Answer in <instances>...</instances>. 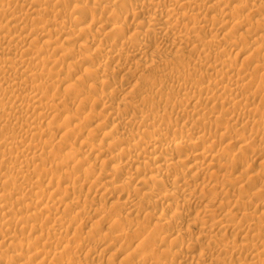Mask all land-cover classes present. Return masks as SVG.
Returning <instances> with one entry per match:
<instances>
[{
	"label": "rangeland",
	"instance_id": "obj_1",
	"mask_svg": "<svg viewBox=\"0 0 264 264\" xmlns=\"http://www.w3.org/2000/svg\"><path fill=\"white\" fill-rule=\"evenodd\" d=\"M4 1V3L5 4H3V5H5L3 8H6V9H10L11 11H12V9H13V11H15V13H16V15H18L19 17H20V15L23 17V19H25V21H27L26 23L24 22V21H22L23 19H22V17L20 18V19H22L21 21L22 22H24V24H27V25H33V24H38L39 22V24H38V26L40 25V26H43V25H46L45 27H47L48 26V24L50 23H54V24H56V26L55 27H60V25H59V23H60V21H64L65 19H66V21L68 20V23H69V27L67 28V29H64L65 31H67L66 33H65V31H63L64 33L63 34H59V35H56V36H54V35H52V36H49V39L51 38V37H54V38H51V40L53 39V41L54 40H56V42L59 44V45H61V46H64V48H68L69 47V51L68 50H66V51H64V52H66L67 54L70 52V54H68V57L66 58L65 56H64V59H63V61L62 62H60V56L64 53V52H62V53H59L58 55H59V59L56 57V56H58V55H56L57 53V51H54V49H53V51H52V49H48V51H46L45 53L46 54H48V55H45V54H42V56L41 57H48V56H50V57H53L54 59H56V60H58L59 62L58 63H56L55 65L54 64H50L49 66H51V67H55L56 65H58L57 67H53L56 71H58L60 74V76H58V77H56L57 79H59V80H61L64 76L63 75H65V73L66 74H72V73H74L75 72V70H73L75 67L73 66V64L75 63L74 61H80L79 63H80V67L82 68V70H81V72H80V76L79 75H77V76H79V77H81V79H79L80 81H82V80H84V81H82L83 83L81 84V82H78V84H76L77 85V88H79L80 90H82V91H84V89L86 88V90L85 91H88V92H86L85 94H83V96H84V98H86L87 99V97H86V94L88 93L89 95H90V98H89V95L87 94V96H88V101L87 100H84L83 99V96H82V92H80V90L79 89H77L76 88V90L74 91V93H75V96H74V93L72 92L71 93V95H69V96H71V97H68V95H66L67 94V91L64 89V87L62 86V85H60V87L58 88V90H56V88L54 89L52 86H48L49 87V89H46L48 92H49V90H50V92H49V94H47L46 92L47 91H45V96L48 98V95H52V93L54 94V92L56 93V91L57 92H59V94H58V96H60L63 100L65 99L66 100V102L67 103H69V100H71L70 101V103L69 104H66V102L64 103V104H66L68 107H67V109H64L63 108V106L61 107L60 105H59V110L60 109H62V114L64 115V117H65V115L66 116H70V115H76V118H78V121H77V131H75L74 133H75V136L74 135H71V137L68 135V137H66L65 139H67V138H71V140L70 139H67V140H65V139H63V137H60V135H58V136H53V138H55V139H53L52 138V136H50L51 137V140L49 139L50 137L48 136V137H44L43 138V141L42 142H44V141H51L52 142V148H53V152H54V149H55V147H57V148H61L60 150L59 149H55V152H59L58 154H59V159H58V157H55L54 155H57V153H52L53 154V157L54 158H57V159H55V161H57V162H62V161H64L65 159L64 158H62V156L64 157L65 156V158H66V152L68 153V150H71V148L74 150V149H76V148H79V147H81V146H79V145H82V144H80L81 143V141H82V143H84L83 145L85 146V144H87V143H89V144H87V146H89L90 148H95V147H91V146H97L96 144H98V142H101V141H103L102 140V135H103V132H104V130H111L112 132H114V137H115V139L116 138H121V137H125V138H129L128 140H126V143L123 145V147H125V148H128L129 147V145H130V147L133 145V143H134V138L136 137V138H142L141 139V142L143 143V146H147V145H149V141H151V136L153 135V132L155 133V132H157L156 131V129H154V127H153V125L151 126V125H149V126H145V125H143V124H141V123H138L139 122V120H141V119H143V118H145V117H150V118H154L155 120H156V122H157V125L159 126V127H161L162 128V133L164 134L163 136H164V140H163V142H164V144H167V143H170V142H172L174 139H176V138H179V137H181V135H182V137H184L187 141H189V140H198V141H200V142H202L203 144H205L206 146H208L212 151H214L216 154L218 153L219 155H218V157L219 158H216V159H218V160H220V161H218V160H214V161H212V162H210L209 160H208V162H210L211 163V165H209V172L211 173V175H208V177H206V178H198L196 181H193L192 179H190V177L188 178V179H185V180H183L182 182H181V184H185L186 186H190V187H194L193 185L196 183H199V184H208L209 186H211L212 184V186H214V187H212L211 189V191L209 190L210 188H209V186H208V188H207V192H206V189L205 190H202V191H204V193L201 191H199V190H197L196 192H198L197 193V195L196 196H191V195H188L186 192H184V191H178V193H176L175 194V197L173 196L171 199H169V200H165V199H163L162 197H160V196H163L162 194L163 193H165V191H167L168 189H172L173 188V185H172V183H170L171 181V179L173 178V176H175V173L176 172H171L170 174H166L165 173V171L164 170H159V169H155V165H153L152 163H154L153 162V160H152V158H153V152H155L154 150H153V152H148L147 150V153L146 152H143V150L140 152V149H139V151L138 152H135V154L134 153H132V154H130V155H128V153H126L125 151L123 152V151H119L120 150V146H119V143L117 142V140H115V139H106V143H108V149L106 148L105 150H103L102 152H105V153H103L104 155H101L102 153H100V154H98V156L96 155L95 156V154H92V155H87L86 156V158H84V156H80V158H82V160L84 161V159H85V164H86V167H85V165L83 164L82 166H78V167H81V168H78V167H71L70 165L68 166V167H66V166H64L65 168H63V170L62 169H56V170H54L55 168H50L51 166H50V163H48V162H50L51 161V163H54L55 161H53L54 159L52 158V154H51V152H49L50 151V149H52V148H49L48 149V151H47V156H46V153H45V155H43V156H45V159H44V157L42 156V159L45 161H48L46 164H47V168H48V170H47V168L45 169V167H44V171L46 170V172H48V173H50L49 174V176L48 177H51V175H53L54 177H57L58 176V174H59V176L61 175H65L66 173H64L66 170H68V171H66V172H68L67 174H70V171H71V174H73L74 172H77L79 169H81V171L79 170V172H77V174H79V175H77V174H75L78 178H76V180H75V182H74V184L72 183V184H70V188H72L73 190H72V192H75V194L76 195H78L79 194V196L81 197L80 198V200H78V202L76 203V204H74V202L72 201V199L71 198H69V199H67V203L69 202H71L72 201V203L74 204V206L72 205L71 207H68L67 206V208L68 209H66V207H65V211L63 210L64 209V207H62V208H60L58 211H61L60 213L61 214H59L58 213V211H57V213L59 214V216H61L62 217V214H63V219H62V221L65 223L68 219H70L69 221L71 222H69V221H67L66 223H69L70 225L69 226H72L73 224V228H71L70 229V233L69 234H67V237H68V239L66 240V241H64L65 239L64 238H67L66 236H63V238H61V237H58L59 239H58V242H57V239H55V240H53L52 239V241H54V242H51L50 243V245H48V247L47 246H43L42 247V243H36V252L38 251V252H40V251H46V252H48V250L50 251V249H51V251H57V250H60V249H62L63 250V247L65 248V247H68V245L66 244V243H68L69 242V246H73V247H75V246H80L79 248L77 247V249H76V252H74L75 251V249H73V250H67V252H69L68 254L72 257V260H71V262L73 263V264H77V262H75V261H79L78 262V264H81L80 263V261L83 259V263L84 264H86V262H88L89 264H133L134 262H135V264H141V261L143 260V258H144V260H146L145 258H148V260L150 259V261L152 262H148L149 264L151 263V264H155L156 262H157V264H218V262H219V264H221L222 262V264H242L243 262L244 263H248V264H250V262L252 263V260H251V256H249V252L247 253V252H245V255H244V253L242 252H240V248H241V246H242V244L244 243V244H251V242H253V245L254 246H257V245H259V246H257V247H261V249L262 248H264V246L262 247V246H260V245H262V243H261V241H260V243L259 242H255L254 243V241H255V236H256V239H257V237L259 238L260 237V239H261V237L264 235V227L261 225V222H262V224L264 223V135H260V134H258V135H254L255 134V128L254 129H252V128H244L243 129V127L241 126V122H239L240 124H238V123H235V121H232L229 117V110L232 108H234L235 109V111L237 112V113H241V111H242V113H244L243 115H245L246 116V118L247 119H249L250 121H257L258 122V120H259V118H261V116L264 118V114L263 115H261V112H264L263 111V109H261V112H260V108H263L264 107V92L263 91H261V90H264L262 87H264L263 85H259L260 84V82H261V84H264L263 82H264V80L262 81L261 80V78L263 77L264 78V50H262L261 49V52H260V50H256V48L255 47H257L258 45H259V47H258V49H260V46H261V48H263L264 49V46L262 47V45L264 44V30H262L261 29V32H260V26H258L260 23H261V21L260 20H263L264 21V0H236L235 2L233 1V0H230V1H228V2H226L225 0H222L221 2V6L219 5V7L217 8V9H215L216 11L214 12H206V13H204L205 15H204V24H207L208 23V25H210V23H211V25H218L219 23H220V21H222L223 23H222V25H219L218 26V28H219V32L217 31L216 32V30H214V31H210V30H207V28L205 29H202V28H197V32L196 33H198V34H200L201 36H202V39L203 40H205V43L206 42H209V41H206V40H211V39H218V40H221L222 41V43L223 44H221V43H215V44H210L209 45V43H207L209 46H211V47H208V45H207V47L208 48H206L205 47V49H207V51H205L208 55L211 53V51H212V53L210 54V56H212L213 55V53H215V52H221L222 53V56H224L225 58H228L229 57V59H231V61L236 65L235 67L236 68H240V70L239 71H242V70H245V72H243L242 71V73H243V75H241V72H240V75L241 76H243L244 78H245V80H247L246 82H248L249 83V81H250V78H252V80L254 81L255 79L254 78H258V77H260V79L259 80H256V82L258 83V85L256 84V82L254 81H252L251 80V82H253V84L252 85H254V84H256V85H254V86H250L249 87V90H248V88H247V90L245 89V90H242V93H244V95L245 96H251V95H249V94H253V92H254V94L253 95H256V99H255V97L253 98L254 99V101L255 102H253V99L250 101V102H252V103H250V106H248L249 108H253V109H256L257 107V109L259 110V114H257V115H254V114H247V111H244V110H248V107H245L246 106V104L244 105V104H242V103H240V102H236V104H234L233 103V101H231L230 100V102L228 101H222V99H219V96H218V92H217V90H216V93L214 92L215 90L213 89V88H210L209 89V93H207L206 92V90H204V92H201V93H199L200 94V96H199V102L197 101V103H195V102H193V103H190V104H184V102L182 103L181 101H179L180 100V98H181V92H180V90L178 89V84L179 85H185V86H195L194 84L196 83V86H206L207 84H210L209 82H211V86L210 85H208V86H210V87H212V84L214 83V82H216V79L219 81V82H224L223 84H227V81H226V78H223L222 77V79H219V78H221L220 76H218L217 78L214 76V75H212V71L211 70H209V68H207V67H209V64L210 65H215V64H217V62H215V60L213 59L214 57L212 56V59H211V57L210 58H207L208 57V55L206 56L204 53H202V52H196L194 49H192V44L190 43V42H186V43H183L182 45H176L175 46V44H173V41H172V38H170L169 36H166V38H165V42L163 41H160V39H159V33H155V35H152V36H150L149 38H148V40L149 41H147V43L146 44H148L147 45V48H145L146 50L144 51V52H142V53H139V54H136L134 57L132 56V55H130V52L127 50V48L125 49L126 50V52H129V54L127 53V56H129L128 57V59H126V58H120V59H123V60H119V62L117 63L116 61H114V60H108L106 57H105V51L103 50V49H107V48H111L110 46V44H112V45H114L113 47H115V48H113L114 50H117V49H120V48H122L121 46V42H123L122 40L124 39L125 40V38H126V36L128 37V35H130V33L129 32H127L128 30H132V28L134 27V26H136L137 25V19L138 18H140L141 19V17H142V15L144 16V17H146L147 15H149L150 14V10L149 9H147V7L146 6H144V8L146 9H144V8H140L139 6H141V1L142 0H105V4L107 3V7H105V6H102V7H105V8H101V7H99V6H95V3H93V2H95V0H71V2H66V3H62V4H59L56 0H49L48 2H46L45 3V5H41V6H39V4L40 3H42V2H39V4H38V1L35 3L36 4V6H37V9H36V11H34V12H32V11H27V6H28V4H25V3H27L26 2V0H11L10 2H7V1H9V0H3ZM17 1V2H16ZM143 1H148V2H152L153 1V4H155L156 2L158 3V4H160V5H164V4H167V2H168V0H166V1H164V0H143ZM201 1V2H200ZM215 1H217V0H199V2L200 3H202V2H204L205 3V5L206 6H208V5H211V4H213ZM262 1V2H261ZM15 2V3H14ZM81 2H83V3H81ZM161 2V3H160ZM207 2V3H206ZM239 2H240V4H239ZM257 2V3H256ZM3 3V2H2ZM2 3L0 4V5H2ZM19 5H18V4ZM57 3V4H56ZM73 3V4H72ZM111 3V4H110ZM137 3V4H136ZM139 3H140V5H139ZM164 3V4H163ZM8 4V5H7ZM23 4H25V5H23ZM81 4V5H80ZM108 4H109V7H108ZM136 4V5H135ZM235 4H237V5H241L242 6V4H243V6L244 7H247V8H251V9H253L254 11H246V12H244V13H241V14H238V15H236V16H234L233 14V16L232 15H227V17L224 15V13H222V11H224L225 9H228V11H230L229 9H231V7L232 6H235ZM16 5V6H15ZM27 5V6H26ZM68 5V6H67ZM75 5H76V7H75ZM77 5H80V7L81 8H79V6L77 7ZM88 5V6H87ZM93 5H94V7H95V9L93 8ZM139 5V6H138ZM205 5H204V7H205ZM250 5V6H249ZM256 5H259V6H256ZM8 6V7H7ZM20 6V7H19ZM46 6V7H45ZM52 6V7H51ZM89 6H91L92 7V9H91V7L89 8ZM224 6H227V7H225L224 8ZM18 7V8H17ZM43 7V8H42ZM84 7V8H83ZM86 7V8H85ZM89 9H88V8ZM230 7V8H229ZM1 8V7H0ZM15 8H17L16 10H19V12L21 13H18V12H16V10H15ZM44 8H47L48 10H46V12L44 11V12H41V10L42 9H44ZM101 8V9H100ZM109 8V9H108ZM110 8H112V14H111V9ZM184 7L183 6H178L177 7V12L176 13H178V16L179 15H181L183 12H186L187 10L188 11H191V8H189V7H185L184 9H183ZM51 9V10H50ZM91 9V10H90ZM114 9V10H113ZM121 9V10H120ZM134 9H136V10H138V13L137 14H135L136 16H132V15H130L129 16V18L127 17V20H124V18L126 19V17H125V15H129V11H132V10H134ZM144 9V10H143ZM186 9V10H185ZM223 9V10H222ZM61 10V11H60ZM66 10V11H65ZM94 10V11H93ZM117 10V11H116ZM119 10V11H118ZM125 10L126 11H128L127 13L125 12ZM24 11V12H23ZM40 11V12H39ZM114 11H116L117 13H119L120 11V13H119V17L122 15V17H118V14L117 13H115ZM140 11V12H139ZM33 14H32V13ZM36 12V13H35ZM39 12V13H38ZM57 12V13H56ZM62 12V13H61ZM75 12V13H74ZM218 12H219V14H218ZM18 13V14H17ZM78 13V14H77ZM179 13H181V14H179ZM217 13V14H216ZM250 13V14H249ZM255 13V14H254ZM26 14V15H25ZM36 14V15H35ZM94 14V15H93ZM114 14V15H113ZM117 15V18L115 17L116 15ZM243 14V15H242ZM35 15V16H34ZM42 15V16H41ZM79 15V16H78ZM81 15V16H80ZM138 15H140V16H138ZM242 15V16H241ZM245 15V16H244ZM5 16H8V14L6 15L5 14ZM5 16H0V23H3L4 22V20H5V23H6V21L8 20L9 22H11V20H10V18L9 17H5ZM27 16V17H26ZM39 16H41V17H39ZM212 16V17H211ZM218 16V17H217ZM222 16V17H221ZM238 16H241L240 18L238 17ZM38 17H39V19H38ZM45 17V18H44ZM53 17V18H52ZM226 17V18H225ZM247 17H250V18H248L247 19ZM3 18V19H2ZM6 18V19H5ZM27 18V19H26ZM37 18V19H36ZM42 18H44V19H42ZM50 18V19H49ZM57 18V19H56ZM77 18H79V19H81L80 21H79V19H77ZM83 18V19H82ZM98 18V19H97ZM161 18V17H160ZM218 18H220L219 20H218ZM222 18V19H221ZM19 19V20H20ZM29 19V20H28ZM106 19V20H105ZM108 19V20H107ZM111 19V20H110ZM140 19H138V20H140ZM211 19H213V21L215 20V24H213L212 23V20ZM227 19V20H226ZM230 19V20H229ZM236 19H238V20H241L242 21V19L243 20H247V21H245L246 23H245V26L242 28V29H232L231 27H230V29H229V25H228V23H229V21L231 22L232 20H236ZM16 20V19H15ZM19 20H17V22H20ZM35 20V21H34ZM38 20H39V22H38ZM42 20V21H41ZM44 20L46 21V22H44ZM50 20V21H49ZM54 20H55V22H54ZM75 20V21H74ZM105 20V21H104ZM201 20H203L202 18H201ZM7 21V22H8ZM14 21V19L12 20V22ZM83 21V22H82ZM98 21V22H97ZM209 21H211V22H209ZM254 21V22H253ZM262 21V22H263ZM36 22V23H35ZM43 22V23H42ZM71 22V23H70ZM92 22H94L95 23V25L93 26V24H92ZM106 22V23H105ZM116 22V23H115ZM122 22V23H121ZM123 22H125V23H123ZM205 22H207V23H205ZM219 22V23H218ZM252 22V23H251ZM258 22H259V24H258ZM14 23V22H13ZM12 23V24H13ZM82 23H83V26H84V24L86 25V26H90L91 24H92V26H90V31H88V32H86V34L84 33V34H80L79 32H76L77 30H79V26H82ZM89 23V24H88ZM98 23V24H97ZM118 23V25H116ZM132 23V24H131ZM154 23H156V22H154ZM186 23H189V21L187 22L186 21ZM4 24V23H3ZM14 24H17L16 22L14 23ZM61 24V23H60ZM77 24V25H76ZM88 24V25H87ZM96 24H97V26H96ZM103 24H105L106 25V28L107 27H110V26H112L113 24L115 25V26H119V25H121V24H125V25H127L128 27V30L126 31V32H121L120 30V32L119 31H117L116 32V34H115V36H117V43L115 42L114 43V41H116V39H115V37L114 36H112L111 38H109V36L108 37H106L105 35H104V33H103V31L105 30V25H103ZM221 24V23H220ZM58 25V26H57ZM101 25V27H99ZM226 25V26H225ZM255 25L258 27L257 29H256V27H255ZM221 26L223 27L222 29H221ZM95 27V28H94ZM48 28H50V26H48ZM261 28H263L264 29V26H262ZM247 29H249V30H247ZM223 30V31H222ZM239 30V31H238ZM257 30V31H256ZM14 31H15V29H14ZM201 31V32H200ZM247 31V32H246ZM252 31V32H251ZM255 31L257 32V34H258V32H259V35H257L256 33H255ZM263 31V32H262ZM159 32V31H158ZM233 32V33H232ZM77 33V34H76ZM118 33H120V34H118ZM123 33H124V35H126V36H123V37H125V38H122L121 36L123 35ZM226 33H229V34H226ZM255 33V34H254ZM224 34H226V36H228L229 37V39H232L234 42L236 41V44H237V46L236 47H238L239 46V48H240V46H242L243 45V47L242 48H248V49H250V47H251V51H253L254 50V48H255V52L256 51H259V52H256V55L255 54H253V59H251L252 57H251V55L248 57V59L249 60H246V61H244L243 62V59H244V56H238L237 57V55H235V53H236V48H235V50L234 49H232L231 50V48H230V50L229 49H227V48H229V47H226V46H229V44L228 43H226L225 41L227 40H225V35ZM236 34V35H235ZM260 34H262V35H260ZM63 35V36H62ZM70 35L72 36H77L76 38H74L73 36H72V40L70 41V40H64V38H66V37H70ZM120 35V36H119ZM204 35V36H203ZM215 35H216V37H215ZM253 35V36H252ZM255 35H256V37L258 38V41H257V44H254V42H256V41H254V38H255ZM66 36V37H65ZM209 36V37H208ZM261 36V37H260ZM81 37V38H80ZM91 37V38H90ZM114 37V38H113ZM122 39H120V38ZM205 37H207V38H205ZM213 37V38H212ZM224 37V38H223ZM71 38V37H70ZM103 40H102V39ZM109 38V39H108ZM139 37L137 36V39H138ZM205 38V39H204ZM88 39H89V41H88ZM91 39V40H90ZM114 39V41H112V40ZM169 39V40H168ZM223 39V40H222ZM79 40H81V41H79ZM86 40V41H85ZM96 40V41H95ZM101 40V41H100ZM107 40V41H106ZM139 40V39H138ZM39 41V42H38ZM156 41H158V42H160V43H158V42H156ZM167 41V42H166ZM220 41V42H221ZM43 42V41H42ZM42 42L40 41V40H37V45L38 46H42ZM85 42H89L88 43V45H87V43H86V45H84L85 44ZM103 42V43H102ZM108 42H110L109 43V45H108V47L106 46L107 45V43ZM144 42V41H143ZM203 42V41H202ZM226 44H225V43ZM227 42H228V40H227ZM238 42V43H237ZM39 43H41V44H39ZM67 43V44H66ZM96 43V44H95ZM99 43H100V45L101 46H98L99 45ZM102 43V44H101ZM165 45H164V44ZM201 43V42H200ZM205 43H204V45H205ZM244 43V44H243ZM259 43V44H258ZM260 43H261V45H260ZM13 44V43H12ZM63 44V45H62ZM219 44V45H218ZM221 44V45H220ZM248 44L250 45V47L248 46ZM254 44V45H253ZM103 45H104V47L105 48H103ZM248 47H247V46ZM253 45V46H252ZM117 46V47H116ZM169 46V47H168ZM182 47V49H180L179 50V48L178 47ZM184 46V47H183ZM187 46H189V47H187ZM97 47V48H96ZM99 47V48H98ZM100 47H102V48H100ZM173 47V48H172ZM187 47V48H186ZM224 47H225V49H224ZM125 48V47H124ZM187 49V51H186V49ZM75 49V50H74ZM98 49H102L103 51H101V50H99V51H101V52H99L98 51ZM112 49V48H111ZM112 49V50H113ZM167 49V50H166ZM184 49V50H183ZM190 49H192V50H190ZM204 49V50H205ZM224 49V50H223ZM74 51V53H73V51ZM211 50V51H210ZM217 50V51H216ZM222 50V51H221ZM68 51V52H67ZM98 51V52H97ZM182 51H184V52H182ZM234 51V52H233ZM177 52V53H176ZM191 53V55H189L190 53ZM210 52V53H209ZM255 52H252V53H255ZM54 53V54H53ZM83 53V54H82ZM98 53V54H97ZM102 53V54H101ZM112 53H114V52H112L111 51V56L113 55ZM175 53V54H174ZM201 53V54H200ZM220 53V54H221ZM227 53V54H226ZM251 53V52H250ZM251 53V54H252ZM61 54V55H60ZM65 54V53H64ZM67 54H65V55H67ZM72 54V55H71ZM82 54V55H81ZM94 56H93V55ZM141 54V55H140ZM183 54V55H182ZM193 54V55H192ZM224 54H226V55H224ZM228 54H229V56H228ZM53 55V56H52ZM77 55V57H75ZM97 55V56H96ZM170 55V56H169ZM199 55V56H198ZM205 55V56H204ZM74 56V57H73ZM90 56H91V58H90ZM204 56V57H203ZM56 57V58H55ZM79 57V58H78ZM124 57V56H123ZM206 57V58H205ZM71 58H73V59H71ZM82 58V59H81ZM89 58V59H88ZM160 58V59H159ZM165 58V59H164ZM180 58V59H179ZM204 59V60H202V59ZM126 59V60H125ZM200 59L202 60V62H200ZM208 59H210L212 62H210V60H208ZM246 59V58H245ZM252 61H251V60ZM255 59V60H254ZM263 59V60H262ZM71 60V61H70ZM108 60V61H107ZM162 62H161V61ZM171 60V61H170ZM179 60H180V62H179ZM182 60H183V62H182ZM196 60H198V61H196ZM256 62H254V61ZM66 63H65V62ZM106 61V62H105ZM157 61V62H156ZM178 61V62H177ZM185 61V62H184ZM214 61V62H213ZM108 62V63H107ZM156 62V63H155ZM166 62L168 63V64H166ZM171 62H173V65L175 64V66H173L172 64H170ZM195 62H197V63H195ZM199 62V63H198ZM204 62H206V65H203L204 64ZM208 62V63H207ZM252 62H254V63H252ZM106 64V65H104V64ZM117 63V64H116ZM138 63V64H137ZM139 63L141 64L140 66H142V67H140L139 66ZM146 63V64H145ZM186 63V64H185ZM203 63V64H202ZM245 63V64H244ZM252 63V65H250ZM258 63V64H257ZM263 63V64H262ZM60 64H61V66H60ZM85 64V65H84ZM123 65L122 66V68L119 66V65ZM137 64V65H136ZM153 64V65H152ZM156 64H158V65H156ZM160 64V65H159ZM162 64H164V65H162ZM170 64V65H169ZM179 64H183V66L185 65L186 66V68H185V66H184V68L182 69V68H180L179 67ZM188 64V65H187ZM202 64L204 67H200V65ZM247 64V65H246ZM249 64V65H248ZM257 64V65H256ZM260 64V65H259ZM53 65V66H52ZM99 65H101L100 67H98ZM103 65L105 66V67H103ZM108 65V66H107ZM144 65V66H143ZM177 65H178V67H177ZM201 65V66H202ZM208 65V66H207ZM244 65V66H243ZM246 65V66H245ZM65 66V67H64ZM91 66V67H90ZM116 66H118V68H116ZM145 66H148V67H145ZM156 66H158V67H156ZM190 67V70L187 68V67ZM242 66V67H241ZM250 66V67H249ZM254 66H259V69L261 68V70L259 71L260 73H258V72H254L255 70L256 71H258V69H256V67L255 68H253ZM86 67V68H85ZM96 69V67H98L99 69H103L104 68V71H103V73L105 72V74H103V73H101V74H103V77L104 78H102V76H100V74H96L95 76H93V74H91V73H89V72H85L86 70H84V69H87V68H89V69ZM113 67V68H112ZM140 67V68H139ZM165 67H166V69H165ZM168 67V68H167ZM174 67V68H173ZM243 67H246V69H244ZM249 67V68H248ZM62 68V69H61ZM97 68V69H98ZM106 68V69H105ZM116 68V69H115ZM119 68H121V69H119ZM131 68V69H130ZM137 68L139 69V70H137ZM146 68V69H145ZM193 68H195V69H198L197 71H199V72H197L195 69H193ZM201 68V69H200ZM247 68H248V71H247ZM258 68V67H257ZM63 71H61V70ZM69 69H70V71H69ZM117 69L118 70H120V71H117ZM177 69H182V78H184V76H185V79H182L181 78V73H178V71H177ZM189 70V71H187V70ZM208 69V70H207ZM249 69L251 70V71H249ZM252 69H255L254 71H252ZM79 70V69H78ZM100 70V71H101ZM130 70V71H129ZM146 70V71H145ZM186 72H185V71ZM191 70H193V71H191ZM194 70H195V73H194ZM206 70H207V72H206ZM72 71V72H71ZM83 71V72H82ZM136 71V72H135ZM144 71V72H143ZM172 71H173V73H172ZM177 71V72H176ZM181 71V70H180ZM120 72V73H119ZM126 72H128L127 73V75H126ZM133 72V73H132ZM166 72V73H165ZM171 72V73H170ZM174 72H175V74H174ZM190 72V73H189ZM197 72V73H196ZM246 72H247V74H246ZM249 72H251L250 73V75H248L249 74ZM255 73V75L254 76H251V75H253V73ZM63 73V74H62ZM169 73V74H168ZM263 74V75H261L260 76V74ZM91 74V75H90ZM164 74V75H163ZM178 75L179 74V76H180V79H182L181 81H180V83L178 82V84H177V81L176 80H174V76L173 75ZM192 74H193V76H192ZM196 74V75H195ZM202 74V75H201ZM205 74V75H204ZM258 74V75H257ZM8 74H5L4 75V81L5 80H7L6 78H9V76H10V74H9V76H7ZM82 75H84V76H82ZM91 77H90V76ZM97 75H99V77L97 76ZM145 75V76H144ZM207 75H212V77H215V79L214 78H212V77H210V76H208L207 77ZM246 75H248V76H246ZM88 76V77H87ZM98 78H97V77ZM132 76H133V78H132ZM171 76H173V77H171ZM195 76V77H194ZM202 76H204V78H205V76H206V80L202 77ZM247 78H246V77ZM256 76V77H255ZM2 77H0V82L1 83H3V78ZM59 77H61V78H59ZM86 77L88 78V80L86 79ZM45 78H47L46 76H45ZM55 78V79H56ZM76 78V77H75ZM92 78V79H91ZM105 78L107 79V80H109L108 82H109V84H106V83H104V85H102L103 83H102V79H104L105 80ZM157 78V79H156ZM186 78L188 79V80H186ZM213 80H212V79ZM248 78H249V80H248ZM262 78V79H263ZM41 79H43V78H41ZM153 79V80H152ZM168 79H170V80H168ZM195 79V80H194ZM212 81H211V80ZM96 80V81H95ZM174 80V81H173ZM184 80H186V81H184ZM210 80V81H209ZM95 81V82H94ZM151 81V82H150ZM173 83H172V82ZM74 81H72L71 83H73ZM155 82V83H154ZM181 82H183V83H181ZM187 82V83H186ZM194 82V83H193ZM250 82V83H251ZM91 83H92V85H91ZM148 83V84H147ZM185 83V84H184ZM189 83V84H188ZM63 84V83H62ZM80 84V85H79ZM198 84V85H197ZM91 85V86H90ZM150 85V86H149ZM177 85V86H176ZM78 86H82V88L81 87H78ZM84 86V87H83ZM90 86V87H89ZM97 86V87H96ZM114 86V87H113ZM133 88H132V87ZM157 86V87H156ZM161 86V87H160ZM168 86V87H167ZM174 86H176V87H174ZM257 86V87H256ZM52 87V88H51ZM62 87V88H61ZM92 87V88H91ZM171 87V88H170ZM256 87V88H255ZM52 89V93H51V89ZM61 88V89H60ZM130 88H132V89H130ZM150 88V89H149ZM161 88V89H160ZM164 90H163V89ZM173 88V89H172ZM250 88H252V89H250ZM261 90H260V89ZM176 89V90H175ZM257 89V90H256ZM259 89V90H258ZM56 90V91H55ZM211 90H212V92H211ZM84 91V92H85ZM161 91V92H160ZM259 91H261V92H259ZM63 92H64V94H63ZM77 92V93H76ZM79 92V93H78ZM179 92L181 93V94H179ZM249 92V93H248ZM251 92V93H250ZM256 92V93H255ZM213 93H215V94H213ZM257 93H259V94H257ZM69 94V93H68ZM76 94H78V96H76ZM79 94H80V96H79ZM147 94V95H146ZM156 96H155V95ZM6 95H7V97H6ZM64 95H66V96H64ZM98 95V96H97ZM100 95H105V96H107L111 101H112V104L114 105L115 104V108H113V110H111V111H114V110H116L118 113H119V119H113V118H111V117H107L108 115V113L110 112V109L109 110H106V109H103L102 108V106L101 105H99V104H97V102H96V99H97V97L99 98V96ZM140 95V96H139ZM212 95L214 96L215 95V97H218V99H217V102H216V100H215V102H214V100H213V97H212ZM10 95H8V94H5L4 95V97H6V98H8ZM64 96V97H63ZM97 96V97H96ZM207 96L210 98L209 100L211 101H207L206 100V98H207ZM72 97H74V98H72ZM78 97V98H77ZM81 97V98H80ZM206 97V98H205ZM71 98V99H70ZM80 98V99H79ZM144 98V99H143ZM204 98V99H203ZM68 99V100H67ZM76 99V100H75ZM77 99H78V101L80 102V101H87L86 103L84 102V107H86L85 109H84V107H83V103H82V107H83V111L82 112H80V111H78V108L77 107H73L74 109H69L70 107H72V106H69V105H71L73 102H77ZM139 99V100H138ZM169 99V100H168ZM176 99V100H175ZM202 99V100H201ZM261 99H262V102H261ZM62 100V101H63ZM64 100V101H65ZM172 100V101H171ZM96 103H95V102ZM119 102V103H118ZM142 102V103H141ZM147 102V103H146ZM151 102V103H150ZM129 103V104H128ZM245 103V102H244ZM120 104V105H119ZM143 104V105H142ZM182 104V105H181ZM200 104V105H199ZM203 104V105H202ZM231 104V105H230ZM254 104V105H253ZM99 105V106H98ZM196 105V106H195ZM229 105V106H228ZM236 105V106H235ZM247 105H248V102H247ZM119 106V107H118ZM122 106H124L123 108H122ZM131 106V107H130ZM138 106V107H137ZM139 106H141V107H139ZM201 106V107H200ZM232 106H234V107H232ZM244 106V107H243ZM61 107V108H60ZM117 107V108H116ZM130 107V108H129ZM202 107H204L203 109H205L206 110V112H205V110H202V112L201 113H203L204 114V118H206V119H204V118H202V116H200L199 118H201V119H199L198 117H195V118H189V117H187V113H189L190 111H192L193 109L194 110H199L198 108H200V109H202ZM242 107H243V109H242ZM256 107V108H255ZM229 108V109H228ZM245 108V109H244ZM247 108V109H246ZM183 109H185L186 111H187V113L185 112V114L184 115H182L183 113H181V111L183 110ZM192 109V110H191ZM233 109V110H234ZM241 109V110H240ZM64 110H69L68 111V113L66 114V113H64V112H66V111H64ZM70 110H71V112L72 111H74V112H72V113H70ZM210 110H211V113H210ZM218 110H220V111H218ZM227 110V111H226ZM78 113H77V112ZM107 111V112H106ZM121 111V112H120ZM123 111V112H122ZM148 111V112H147ZM224 111H226V112H224ZM106 112V113H105ZM152 112V113H151ZM83 113V114H82ZM89 113V114H88ZM100 113V114H99ZM123 113V114H122ZM223 115H221V114ZM62 114H60V116L62 115ZM87 114V115H86ZM90 114L91 115H95L93 118L91 117V119H90ZM189 114H191V112L189 113ZM63 115L60 117V118H58V119H63L64 117H63ZM98 115V116H97ZM107 115V116H106ZM121 115V116H120ZM206 115V116H205ZM208 115V116H207ZM219 115V116H218ZM226 116V118L228 117L229 118V120H227L228 122L229 121H231L230 122V124L226 121V118H225V120H223L224 119V117ZM81 116V117H80ZM104 116H106V117H104ZM133 116V117H132ZM135 116V117H134ZM138 116V117H137ZM212 116V117H211ZM215 116H218V117H220V118H218V117H216V118H218V119H216L215 120ZM248 116H250L251 118H249ZM255 116V117H254ZM258 116V117H257ZM101 117V118H100ZM102 117H103V119H102ZM80 118H81V120H83L82 122L80 121ZM110 118V119H109ZM136 118V119H135ZM141 118V119H140ZM158 118V119H157ZM198 119V121H197V119ZM208 118V119H207ZM227 118V119H228ZM93 119V120H92ZM96 119V120H95ZM131 119V120H130ZM139 119V120H138ZM160 119V120H159ZM166 119V120H165ZM192 119H196V121H194V120H192ZM247 119H245V120H247ZM252 119H254V120H252ZM256 119V120H255ZM118 120V121H117ZM129 122H128V121ZM134 120L136 121L135 122V124H134ZM212 120V121H211ZM263 120V119H262ZM56 121H57V119L53 122V124H57V123H60L62 120H58L57 121V123H56ZM80 121V122H79ZM96 121V122H95ZM104 123H103V122ZM120 121V122H119ZM225 121V122H224ZM260 121V123H261V125H260V123L258 124V126H260L259 128H260V130L263 128L264 129V122L263 121H261V119L259 120ZM3 121H0V127H2V125L4 126V128H6L7 127V129L8 128H11L12 129V127H11V125L9 124V123H6L7 124V126H6V124H5V121L2 123ZM80 124H79V123ZM99 122V123H98ZM133 122V123H132ZM263 122V123H262ZM1 123H2V125H1ZM193 123H194V125H196V126H199V128L201 129V127H202V132L201 133H199V134H191V133H183L184 132V130L186 129L185 127L187 126V127H189V126H191V124L193 125ZM223 123V124H222ZM233 123H235V124H238V125H235V124H233ZM44 124V123H43ZM83 126H82V125ZM98 124H101V125H98ZM118 124V125H117ZM141 124V125H140ZM229 124V125H228ZM231 124H233V126L231 125ZM104 125V126H103ZM117 125V126H116ZM166 125V126H165ZM235 125V126H234ZM9 126V127H8ZM79 126V127H78ZM96 127V128H94V127ZM98 126H100V127H98ZM103 126V127H102ZM230 126V127H229ZM258 126H257V128H258ZM82 128V131L81 130H79L78 128ZM84 127V128H83ZM229 127V129L232 127H234L233 129L231 128L230 129V131H229V129H227ZM262 127V128H261ZM80 128V129H81ZM99 128V129H98ZM100 128L102 129V130H100ZM185 128V129H184ZM216 128V129H215ZM85 129V130H84ZM113 129V130H112ZM116 129V130H115ZM183 129V130H182ZM236 129H239V130H236ZM245 130V131H243V130ZM251 129L254 131H252L251 132ZM84 130V131H83ZM90 130H92V132L90 131ZM97 131V132H95V131ZM235 130V131H234ZM11 131V130H10ZM79 131V132H78ZM88 131H90V132H88ZM227 131H228V135H227ZM239 131V132H238ZM77 132V133H76ZM97 133V134H95V133ZM101 132V133H100ZM238 132V133H237ZM74 133H72V134H74ZM88 133H90V135L88 134ZM93 133L95 134V135H93ZM151 133V134H150ZM161 133V132H160ZM225 133V134H224ZM229 133H230V135H229ZM253 134V136H252V134ZM7 134V133H6ZM77 134V135H76ZM98 134H99V136H98ZM101 134V135H100ZM117 134V135H116ZM218 134V135H217ZM223 134H224V137H222L223 136ZM239 134V135H238ZM88 135V136H87ZM151 135V136H150ZM236 135H237V137H236ZM242 137H241V136ZM72 136H73V138H72ZM90 136V137H89ZM135 136V137H134ZM56 137H57V139L59 138V139H61L62 138V142L61 141H59V139H58V141L56 140ZM84 137V138H83ZM221 137V138H220ZM239 137V138H238ZM262 137V138H261ZM75 138V139H74ZM86 138H87V140H86ZM95 138V139H94ZM104 138V137H103ZM135 138V139H136ZM216 138V139H215ZM236 138V139H235ZM251 138H253L252 140H251ZM46 139V140H45ZM89 139V140H88ZM172 139V140H171ZM243 139V140H242ZM246 139V140H245ZM63 140H65V142L63 141ZM74 140V141H73ZM105 140V139H104ZM222 140V141H221ZM238 140V141H237ZM245 140V141H244ZM67 141H69L68 143H66ZM72 141V142H71ZM86 141V142H85ZM96 141V142H95ZM205 141V142H204ZM237 141V142H236ZM251 141V142H250ZM60 143L61 144V146L60 145H58L57 143ZM245 142H247V143H249L250 142V147H242L241 145H243V143L245 144ZM253 142V143H252ZM64 143V144H63ZM77 143V144H76ZM129 143V144H128ZM146 143V144H145ZM54 144V145H53ZM73 145L74 144V146L76 145V147H74V146H72V147H67V146H71V145ZM91 144V145H90ZM228 144V145H227ZM77 145H78V147H77ZM83 145H82V147H83ZM163 146V144H158V146ZM257 147H256V146ZM55 146V147H54ZM110 146V147H109ZM112 146V147H111ZM161 146V147H162ZM228 146V147H227ZM241 146V147H240ZM263 146V147H262ZM65 147H67V148H65ZM88 147V148H89ZM223 147V148H222ZM69 148V149H68ZM241 148V149H240ZM246 148V149H245ZM64 149V150H63ZM66 150V151H65ZM196 150V151H195ZM198 150L197 149H194V151H193V153H199L200 151H201V149L197 152ZM220 151H222L221 153H220ZM256 151V152H255ZM61 152V153H60ZM108 152V153H107ZM119 152V153H118ZM138 153L140 154V157L138 156ZM142 153V154H141ZM1 154V153H0ZM50 154V155H49ZM184 154V153H183ZM251 154V155H250ZM254 154V155H253ZM255 155H256V157H255ZM49 156V157H48ZM50 156H51V158H50ZM111 156H112V161H111ZM115 156V157H114ZM233 156H235V157H233ZM237 156V157H236ZM239 156V157H238ZM261 156V157H260ZM1 157V156H0ZM114 157V158H113ZM117 157V158H116ZM47 158H50V160H48ZM97 158V159H96ZM107 158L108 159H110V160H107ZM135 158V159H134ZM234 158V159H233ZM236 158V159H235ZM238 158V159H237ZM257 158V159H256ZM52 159V160H51ZM60 159H64V160H60ZM116 159V160H115ZM130 159H132V160H134L133 162H135L134 164L132 163V165H127L126 166V164H124V163H126V162H128V161H130ZM231 159V160H230ZM251 159H253V160H251ZM0 160H1V158H0ZM59 160V161H58ZM67 160V159H66ZM93 160V161H92ZM103 160H104V162H103ZM106 160L108 161V162H106ZM239 160V161H238ZM7 161H8V163H7ZM5 163L7 164V166H8V164L10 163V160H7ZM13 161V162H12ZM11 162V164H9L10 166L11 165H13V164H16V161L15 160H12ZM45 161V162H46ZM88 161V162H87ZM113 162V163H111V162ZM126 161V162H125ZM232 161H234V162H232V164H231V162ZM236 161V162H235ZM56 162V163H57ZM96 162V163H95ZM102 162H103V164H102ZM115 162V163H114ZM122 162V163H121ZM214 162V163H213ZM220 162H222V163H224L225 164V166L223 165V166H221V164L222 163H220ZM246 162V163H245ZM252 162V163H251ZM262 162V163H261ZM83 163V162H82ZM89 163L91 164V165H94L95 167H96V171H94L95 173H93L94 175H92V178H90V176H89V173H86V171L85 172H83L84 170H87V169H85V168H89L88 166H89ZM107 163V164H106ZM121 163V164H120ZM147 163V164H146ZM240 163V164H239ZM5 164V165H6ZM49 164V165H48ZM88 164V165H87ZM115 164V165H114ZM119 164V168H118V165ZM220 164V165H219ZM230 164V165H229ZM153 165V166H152ZM130 166H131V168H130ZM238 166V167H237ZM113 167V168H112ZM120 167H122L121 169H120ZM263 167V168H262ZM3 169L4 168H7L6 166H3L2 167ZM1 168V169H2ZM67 168H69V169H67ZM74 168V169H73ZM78 168V169H77ZM110 168H112V170L110 169ZM117 168H118V170H117ZM124 168V169H123ZM0 169V175H7V173H8V176H11V175H13V172H6L5 170V172L4 173H2L1 174V172H2V170ZM51 169H52V171H51ZM71 169V170H70ZM102 169V170H101ZM110 169V170H109ZM123 169V170H122ZM148 169V170H147ZM152 169V170H151ZM54 170V171H53ZM65 170V171H64ZM72 170H73V173H72ZM55 171H56V173H55ZM60 171H62L61 173H59ZM157 171V172H156ZM164 171V172H163ZM45 172V173H46ZM82 172V173H81ZM111 172H113V173H111ZM214 172V173H213ZM11 173V174H10ZM47 173V174H48ZM52 173V174H51ZM58 173V174H57ZM64 173V174H63ZM80 173L84 176V178H83V176L82 175H80ZM216 173V174H215ZM241 173V174H240ZM257 173H259V174H257ZM70 174V175H71ZM84 174H86V175H84ZM108 174V175H107ZM116 174V175H115ZM154 174L157 176V178H156V176H154ZM164 174H165V176H164ZM172 174V175H171ZM217 174H218V176H217ZM223 174V175H222ZM252 174V175H251ZM56 175V176H55ZM110 175H111V177H110ZM115 176V178H114V176ZM151 175H153L154 177H152V178H150V176ZM161 175L162 176H164V177H166L168 180H165V178H164V183L166 184H164V183H162V182H160V181H157V179H162L163 177H161ZM239 175H241V176H243V177H247L248 179L247 180H245V181H243V182H240L241 181V177H239V178H237ZM258 175V176H257ZM260 175V176H259ZM60 176V177H61ZM87 176H89V178L87 177ZM130 176V177H129ZM79 177H81V178H79ZM85 177H87V180H85ZM94 177V178H93ZM148 177H149V179H148ZM160 177V178H159ZM212 177V178H211ZM226 177V178H225ZM254 177V178H253ZM59 178V177H58ZM146 178L148 179L147 181H146ZM211 178V179H210ZM30 178H28V179H24L25 180V182H27V180H28V182H31V180H29ZM77 179H78V182H77ZM80 179V180H79ZM85 181H84V180ZM90 179V180H89ZM97 179V180H96ZM145 181H144V180ZM207 179H209V180H207ZM230 179H232V180H230ZM253 179V180H252ZM255 179H257V180H255ZM33 180H36V179H32V181ZM108 180H109V182H110V180H112V182L111 183H109L108 182ZM190 180V181H189ZM191 180H192V182H191ZM88 181V182H87ZM92 181H94V182H92ZM95 181L99 184V185H95L94 186V184H96L95 183ZM113 181H115V183H116V185H115V183L113 182ZM144 183H143V182ZM158 183H161V184H158ZM187 181V182H186ZM239 181V182H238ZM248 181H250V182H248ZM47 179L46 180H44V182L43 181H41V183L40 182H38V184L35 186L36 188H34V190H39L40 188L41 189H45V185H46V188L48 187L47 186ZM72 182H73V180H72ZM106 182V183H105ZM107 182L109 183V187H113V186H125V188H126V190L124 189V187H123V189L125 190V191H123V192H125L124 194H123V192H122V190H119L118 189V191L115 193V192H113L112 194L113 195H111V193H109V191L107 190V189H105V185L107 184ZM202 182V183H201ZM247 182V183H246ZM90 183L93 185H91L90 186ZM94 183V184H93ZM125 183V184H124ZM156 183H157V185H156ZM231 183V184H230ZM244 183V184H243ZM83 184V185H82ZM188 184V185H187ZM191 184V185H190ZM196 184H195V186H196ZM238 184V185H237ZM257 184V185H256ZM18 185H19V183H18ZM43 185H44V187H43ZM72 185V186H71ZM237 185V186H236ZM239 185H241V188H244V190L243 189H241L240 187H239ZM40 187V188H38V187ZM43 188H42V187ZM137 186V187H136ZM168 186V187H167ZM218 188H217V187ZM231 186H233V187H231ZM263 188H262V187ZM8 187V188H7ZM64 187V186H63ZM62 187V188H63ZM90 187H92V188H90ZM170 187V188H169ZM220 187V188H219ZM223 187V188H222ZM235 187V188H234ZM238 187V188H237ZM256 187V188H255ZM20 188V187H19ZM38 188V189H37ZM62 188H58V190H56L55 188H51L53 191H54V189L56 190V192H58L59 193V190L60 189H62ZM70 188H68L67 189V187H65V188H63L62 190H60V192L62 193L63 192V194L67 191V190H69L70 191ZM129 188V189H128ZM136 188V189H135ZM215 188V189H214ZM247 188V189H246ZM6 189H7V192H5L6 191ZM50 189V188H49ZM51 189H50V191H51ZM256 189H261L262 191H261V193L259 194V197L258 196H250L249 197V195H250V193H252L253 191H255ZM65 190V191H64ZM76 190H77V192H76ZM128 190H131L133 193H131V195L129 194V197H127V195H128V193H130ZM135 190V191H134ZM210 192H209V191ZM214 190H215V192H214ZM238 190V191H237ZM243 190V191H242ZM12 191H13V193H12ZM119 191H120V193H119ZM157 191V192H156ZM3 192H4V194L6 193V194H8V192L10 193V197H8L9 199V201H8V203H13L14 201H15V203H13V205H16V208L18 209V208H20V209H18V212L20 211V213L17 215V217H22V216H29V214L32 212L31 210L30 211H28V213L26 212V209H23V204H18L17 203V198L18 197H20V195H19V192L17 193V192H15L14 190H13V188H11L10 186H5V188L3 187V189L0 191V194L2 193L3 194ZM82 194H80V193ZM105 192H107L109 195H110V197H109V195L107 194V193H105ZM127 192V193H126ZM151 192V193H150ZM154 192V193H153ZM147 193H150V194H152V195H150V196H148L149 194H147ZM199 193H201V194H209V195H204V197H201V196H203V195H201V194H199ZM214 195H213V194ZM62 194V195H63ZM133 194V195H132ZM146 194V195H145ZM159 194H160V196H159ZM13 195V197H11ZM19 195V196H18ZM32 195V194H31ZM244 195V196H243ZM247 195V196H246ZM17 196V197H16ZM28 196H29V194H28ZM133 196V197H132ZM201 198H200V197ZM209 196V197H208ZM246 197L245 199H247V200H245L243 197ZM16 197V198H15ZM31 197V196H30ZM119 197V198H118ZM121 197V198H120ZM126 197L128 198L127 199V201L128 200H133L134 201V203H136V207H135V205H133L132 206V208L131 209H128V207H122V204L123 203H125L124 201L126 200ZM198 197V198H197ZM212 198V200H211V198ZM11 198V199H10ZM132 198H134V199H132ZM137 199V201H135L136 199ZM191 198L193 199V200H191ZM196 198V199H195ZM14 201H13V200ZM71 199V200H70ZM123 199V200H122ZM145 199V200H144ZM188 199H190L191 200V202H190V200L189 201H187ZM241 199H243V200H241ZM22 199H20L19 198V200H18V202L19 201H21ZM68 200H70V201H68ZM120 201V203L121 202H123V203H121V206L119 207V201ZM148 200V201H147ZM151 200H152V202H151ZM227 200V201H226ZM231 200V201H230ZM23 201V200H22ZM80 201V202H79ZM126 201V202H127ZM167 203H166V202ZM187 201V202H186ZM193 201V202H192ZM220 201H223L224 203H220ZM234 201H237L236 203L234 202ZM240 201V202H239ZM242 201H244V203H242ZM118 202V203H117ZM149 204H148V203ZM173 203V204H171V203ZM226 202V203H225ZM228 202H231V204L230 203H228ZM240 203V204H238V205H236L237 203ZM249 202V203H248ZM171 204V206H166V204L168 205V204ZM176 203V204H175ZM189 203V204H188ZM228 203V204H227ZM232 203H235V204H232ZM225 204V205H224ZM230 204V205H229ZM243 204V205H242ZM246 204H248V205H246ZM182 205V206H181ZM221 205V206H220ZM226 205L228 206L229 205V209H231V207H232V209H234V210H232V212L235 214V216H232V218H231V216L229 215L226 219V221L228 222H230V225H228V226H230V228L229 227H227V230H222L221 231V234H222V232H223V234H225V235H223L224 237H219V236H222V235H219L218 237H219V239H217L218 237H214L215 239H213L212 240V242H211V238L208 236V233H207V230L210 228V225L209 224H212L213 222H214V220L216 219V218H218V219H223V213L225 214V212H226V209H225V207H226ZM43 206V205H42ZM85 206V207H84ZM88 206V207H87ZM179 206V207H178ZM223 206V207H222ZM73 207L75 208V207H78L79 208V211H80V209H81V211H82V213H80L79 211H78V208L77 209H74L73 210ZM84 207V208H83ZM134 207V208H133ZM200 207V208H199ZM209 209V214H210V212H212V214H208V215H204L203 213H201L203 210L202 209ZM206 207H208V208H206ZM91 209V212H89L90 211V209ZM122 208V209H121ZM126 208V209H125ZM136 208V209H135ZM177 208V209H176ZM181 208V209H180ZM95 209V210H94ZM125 209V210H124ZM135 209V210H134ZM146 209V210H145ZM175 209H176V211H175ZM88 210V211H87ZM98 210V211H97ZM101 210V211H100ZM107 210V211H106ZM121 210V211H120ZM129 210H130V212H129ZM133 210V211H132ZM179 210V211H178ZM200 210H201V212H200ZM37 212L38 213V209L36 210V209H33V212ZM62 211H64V212H62ZM79 213H78V212ZM86 211V212H85ZM94 211H96V212H94ZM104 211V212H103ZM120 213H119V212ZM128 211V212H127ZM246 211H247V213H246ZM74 212V213H73ZM76 212L78 213V215L80 216H75L76 215ZM87 212H89V214L87 213ZM118 212V213H117ZM220 212V213H219ZM248 212H249V215H247L248 214ZM252 212V213H251ZM26 213V214H25ZM86 214V215H88V216H86V215H84V214ZM195 213V214H194ZM246 213V215H244V214ZM32 214V213H31ZM30 214V215H31ZM65 214V215H64ZM71 214V215H70ZM75 214V215H74ZM95 214V215H94ZM98 214H100V216L98 215ZM102 214H103V216H102ZM105 214H106V216L108 215V219L105 217ZM129 214V215H128ZM218 214V215H217ZM222 216H220V215ZM48 215V214H47ZM92 215V216H91ZM119 215V216H118ZM159 215V216H158ZM42 216V217H41ZM48 216H50L51 217V215L49 214ZM66 216V218H65V220H64V217ZM158 216V217H157ZM204 216V217H203ZM246 216V217H245ZM50 217H45V214L44 215H40V216H38L37 218H36V220L38 221V223L35 221H33L34 223H30V224H28L29 225V228L27 227V229H25L26 228V226L25 225H22V226H24V227H22V228H20V225H19V227L18 226H15V225H12V224H10V223H7L6 222V217H5V219L3 218V216L2 215H0V227L1 226H4V228L6 227V229L7 228H10V229H7V230H12V232H13V234H12V237H15V238H13V240L14 239H18V241H19V239H20V241L21 240H23V241H25L26 240V242L28 241V242H34V237L35 236H37V235H39V234H42L43 235V233H44V236H46V237H48L47 235H45V233L46 234H50L49 236H53V223H55V222H53L54 221V219L51 221V218ZM68 217V218H67ZM75 218V221H76V219H77V222H75L74 221V218ZM79 217V218H78ZM103 217H105V218H103ZM174 217V218H173ZM162 218V219H161ZM163 218H167V219H165V220H167V221H165L166 222V224L164 223V219ZM168 218H169V220H168ZM203 218V219H202ZM231 220H229V219ZM1 219H2V221H1ZM67 219V220H66ZM101 219L104 221V223H102V221H101ZM218 219H216L215 221L217 222V221H220V220H218ZM72 220V221H71ZM94 220H96L97 221V223L94 221ZM100 220V221H99ZM111 220V221H110ZM119 221V222H121L120 224H121V227H124V228H122V230H123V232H122V230H121V228L119 227L117 230H116V228L117 227H115V226H111L112 224H109V223H111L112 221ZM121 220V221H120ZM162 220V221H161ZM248 220V221H247ZM251 220V221H250ZM51 221V222H50ZM110 221V222H109ZM113 221V222H114ZM127 221V222H126ZM240 221V222H239ZM1 222H2V224L3 225H1ZM72 222H73V224H72ZM75 222V223H74ZM95 222V223H94ZM126 222V223H125ZM128 222H130V223H128ZM168 222V223H167ZM169 222L171 223V224H169ZM201 222V223H200ZM215 222V223H216ZM228 222V223H229ZM234 222V223H233ZM248 222V223H247ZM251 222V223H250ZM47 223V224H46ZM63 223V224H64ZM64 224V226H67L68 224ZM92 223L94 224V225H92ZM101 223V224H100ZM164 223V224H163ZM180 223V224H179ZM235 224V226H236V230H234V228H235V226L233 225V224ZM237 223V224H236ZM241 223H243L242 225H245V227L244 226H242L241 225ZM255 223V224H254ZM256 223H258V224H256ZM7 224H9V227H7L8 225ZM33 224V225H32ZM36 224H37V226H36ZM56 224V223H55ZM72 224V225H71ZM76 224V225H75ZM97 224V225H96ZM103 224H104V226H103ZM144 226H143V225ZM163 224V225H162ZM169 224V225H168ZM196 224H198V225H196ZM203 225V227H204V229H206L207 227V229L206 230H204L203 229V231H201V227L200 226H202ZM247 224V225H246ZM249 224V225H248ZM250 224H254V226L253 225H251L250 226ZM35 225V226H34ZM43 227H45V228H43ZM51 225H52V227H51ZM101 225V226H100ZM127 225H129V227L127 226ZM163 227H162V226ZM196 225V226H195ZM209 225V226H208ZM233 225V226H232ZM239 225H241V227H238ZM255 225H258V227H259V225H261V228H260V232H258L259 230H256V232L258 233V234H255V236H253L254 235V233H252V232H255L254 230H255V228L256 229H259V228H257V227H255ZM264 225V224H263ZM41 226V227H40ZM50 226V227H49ZM127 226V227H126ZM131 226V227H130ZM137 226V227H136ZM161 226V227H160ZM249 226L252 228H249ZM14 227V228H13ZM32 227V228H31ZM33 227H37L38 229L40 228L41 230H39L38 232H37V234H35V232H33L32 231V229H33ZM159 227H160V229H162L163 230V232H162V230H160L159 229ZM234 227V228H233ZM238 227V228H237ZM255 227V228H254ZM12 228V229H11ZM31 228V229H30ZM97 228V229H96ZM113 228H115V229H113ZM130 228V229H129ZM159 230H158V229ZM239 228H241V230L242 229H244V231L242 230H240ZM249 228V230H247ZM20 229H22V231L20 230ZM42 229H43V231H42ZM47 231H46V230ZM89 229H90V231H89ZM102 231H101V230ZM107 229V230H106ZM112 229V230H111ZM128 229V230H127ZM137 229V230H136ZM159 231H157V230ZM174 229V230H173ZM233 229V230H232ZM17 230V231H16ZM24 230V231H23ZM26 230V231H25ZM49 230V231H48ZM94 230V231H93ZM131 230V231H130ZM156 230V231H155ZM177 230V231H176ZM187 230V231H186ZM189 230V231H188ZM238 230V231H237ZM240 230V231H239ZM246 230V231H245ZM9 231V233H10V235H11V233L12 232H10ZM15 231V232H14ZM29 231V232H28ZM41 231H42V233H41ZM45 231V232H44ZM50 231L52 232V233H50ZM63 231V230H62ZM121 231V232H120ZM170 231V232H169ZM179 231V232H178ZM185 231V232H184ZM191 231V232H190ZM193 231V232H192ZM196 231H198V232H196ZM205 231V232H204ZM33 232V233H32ZM49 232V233H48ZM91 232V234H89ZM97 232V233H96ZM99 232H100V235L102 234V237L104 238H110V237H113V241L112 240H108V241H106V240H104L103 242H105V243H107L108 242V246L106 245V244H104L101 240V236L99 235ZM119 232V233H118ZM125 232H126V235H124L125 234ZM131 234H130V233ZM158 232V233H157ZM166 232H167V234H166ZM182 232H184V233H182ZM188 232V233H187ZM205 233V234H203V233ZM238 232V233H237ZM250 232V233H249ZM32 235V237L30 236V234ZM74 233V234H73ZM111 233V234H110ZM117 233H118V235H117ZM122 233H123V235H122ZM152 233H154V234H152ZM169 233V234H168ZM187 233V234H186ZM189 233H191V234H189ZM202 235V237L204 238V239H201V235ZM231 233H233V234H231ZM263 233V234H262ZM16 234V235H15ZM35 234V235H34ZM90 235V237L88 236V235ZM92 234H93V236H92ZM98 234V235H97ZM129 234V235H128ZM149 234V235H148ZM155 234H157V235H155ZM160 234V235H159ZM237 234V235H236ZM249 234V235H248ZM253 234V235H252ZM77 235V236H76ZM81 235V236H80ZM107 235H109V236H107ZM111 235V236H110ZM113 235V236H112ZM151 235V236H150ZM166 235H170L169 237H171L172 239L174 238V236H176L175 238L177 239L176 240V242L175 241H173V243H171V242H167V244H166V242H162V238H164V236H166ZM178 235V236H177ZM193 235V236H192ZM200 235V236H199ZM204 235H206V236H204ZM246 235H247V237H246ZM23 236V237H22ZM76 236V237H75ZM85 236H86V238H85ZM117 236H119L120 238H118L117 239ZM121 236L123 237V238H121ZM152 236H153V238H152ZM200 237V239H199V237ZM253 236V237H252ZM25 237H26V239H25ZM74 238V240L75 241H72L73 240V238ZM84 237V238H83ZM97 237V238H96ZM101 237V238H100ZM128 237V238H127ZM147 237H151L152 239H148ZM158 237V238H157ZM178 237H179V241H178ZM181 237V238H180ZM184 237V238H183ZM195 237V238H194ZM264 237V236H263ZM83 238V239H82ZM116 238V239H115ZM188 238H189V240H191V241H189L188 240ZM196 238L198 239L197 241H196V244H195V242L194 243H192L193 241H195L196 240ZM226 238V239H225ZM16 239V240H17ZM28 239V240H27ZM64 239V240H63ZM78 239H79V241H78ZM85 239V240H84ZM100 240L101 241V243L103 244V247H102V244L101 243H99L97 240ZM114 239H115V241H114ZM146 239L149 241V243L148 242H145L146 241ZM156 239V240H155ZM184 239V240H183ZM193 239H195V240H193ZM207 241H206V240ZM260 239H257V240H260ZM263 240H264V238H262ZM261 239V240H262ZM3 240H4V243H5V240L7 241V239H4L3 238ZM3 240H1V238H0V249L2 250H0V257H4V256H6V255H8V256H10V255H12L11 254V252H12V250H14V249H12L10 246H9V248H8V243H10L9 241H8V243L6 242L5 244L7 245H5L4 243H2L3 242ZM62 240V241H61ZM118 240H120V241H118ZM144 240V245H143V243L141 242V241H143ZM158 240V242H156ZM183 242H182V241ZM185 240H187L186 242H185ZM200 240V241H199ZM203 240V241H202ZM254 240V241H253ZM262 240V242L264 243V241ZM11 241V240H10ZM15 241V240H14ZM86 241V242H85ZM88 241V242H87ZM90 241V242H89ZM94 241V242H93ZM111 241L114 243V244H112L111 243ZM247 241V242H246ZM32 242V243H33ZM72 244H71V243ZM76 242V243H75ZM79 242V243H78ZM83 242V243H82ZM132 242H133V244H132ZM140 242V243H139ZM189 242L190 243H192V244H190L189 245ZM250 242V243H249ZM78 243V244H77ZM86 243V244H85ZM178 243V244H177ZM181 243H183V244H181ZM199 243V244H198ZM232 243H234L233 245H232ZM258 243V244H257ZM64 244H66V245H64ZM71 244V245H70ZM76 244V245H75ZM83 244H85V245H82ZM93 244V245H92ZM138 244V245H137ZM142 244V245H141ZM146 244H148V246L146 247ZM149 244L151 245L150 247H149ZM158 244H160V245H158ZM181 244V245H180ZM226 244H228V245H226ZM237 244V245H236ZM243 244V245H244ZM3 245V246H2ZM57 245V246H56ZM75 245V246H74ZM86 245L88 246L87 248H86ZM94 245H96L95 247L96 248H94ZM101 245V246H100ZM119 245H120V247H119ZM129 245V246H128ZM139 245H140V247H139ZM155 245V246H154ZM178 245V246H177ZM183 245V246H182ZM190 247H189V246ZM195 245H196V247H195ZM207 245H208V247H207ZM223 245H225V247L223 246ZM264 245V244H263ZM6 246V247H5ZM55 246H56V248H55ZM81 246L82 247H85V248H81ZM97 246H99V247H97ZM106 246V247H105ZM122 246V247H121ZM146 247V248H143V247ZM152 246H154V247H152ZM161 246V247H160ZM175 246V247H174ZM218 246L220 247V248H218ZM228 246V247H227ZM236 246V247H235ZM240 248H239V247ZM52 247V248H51ZM91 247L93 248V249H91ZM124 247V248H123ZM128 247V248H127ZM155 247H156V249H155ZM168 248V249H166V248ZM210 247V248H209ZM231 247V248H230ZM50 248V249H49ZM59 248V249H58ZM88 248H90V250L88 249ZM104 248V250H102ZM112 248H114V249H112ZM118 248V249H117ZM127 248V249H126ZM141 248V249H140ZM209 248V249H208ZM212 248H214V250L212 249ZM221 248H223V250L221 249ZM10 250V251H8V250ZM12 249V250H11ZM32 249V248H31ZM30 248H26V247H22V248H20L19 250H21V251H17V252H23L24 254L26 253L27 255L29 254L30 256L32 255V254H34L35 252H33L32 250H31ZM43 249V250H42ZM53 249V250H52ZM82 249H85L84 251H82ZM153 249V251H151ZM162 249V250H161ZM169 249H171V251L173 250V252L174 253H172L171 251H169ZM182 249V250H181ZM201 249H202V251H201ZM216 249V250H215ZM217 249H218V251H220V253L217 251ZM224 249H226V250H224ZM230 249V250H229ZM232 249V250H231ZM6 250L8 251V252H6ZM27 250V251H26ZM79 250H81V253L79 252ZM117 250V251H116ZM124 250V251H123ZM165 250H167V252L165 251ZM188 250V251H187ZM200 250V251H199ZM207 250V251H206ZM229 250V251H228ZM236 250L238 251V252H240V253H237L236 252ZM263 250V249H262ZM72 251L75 253H72ZM87 251H89V252H87ZM135 251V252H134ZM146 251V252H145ZM156 251V252H155ZM165 252V253H167V255L165 254V253H163V252ZM205 251H206V253H205ZM209 251V252H208ZM216 251V252H215ZM222 251V252H221ZM245 251V250H244ZM2 252H4V253H6L5 255L2 253ZM71 252V253H70ZM94 252V253H93ZM96 252V253H95ZM115 252V253H114ZM125 252H127V254L125 253ZM131 253L130 255L132 256V255H134V256H132V258H129V261H128V257H131L130 255H129V253ZM152 252V253H151ZM171 252V253H170ZM179 252H181V254H182V256L181 255H179L180 253ZM184 252V253H183ZM202 252V253H201ZM13 253V252H12ZM87 255H86V254ZM134 253V254H133ZM142 253V254H141ZM148 253V254H147ZM149 253H150V255H149ZM170 253V254H169ZM175 253H177V254H175ZM179 253V254H178ZM199 253H200V255H202V254H205L204 256H200L199 255ZM212 254V255H210V254ZM215 253V254H214ZM230 253H232V254H234V256L232 255V254H230ZM25 254V255H26ZM68 254H66V252H64V257L62 256V258H59L60 260H59V262L61 263V264H70V256L68 255ZM75 255V256H72V255ZM78 254H80L79 256H78ZM116 254V255H115ZM120 254H121V256H120ZM136 254V255H135ZM140 254V255H139ZM154 254V255H153ZM175 254V255H174ZM209 254V255H208ZM251 254V253H250ZM28 255V256H29ZM65 255H67V257L65 256ZM78 256V258H77V256ZM86 255V256H85ZM129 255V256H128ZM152 255V256H151ZM177 255H179V256H177ZM198 255V256H197ZM213 255H214V257H213ZM219 256V259L217 260V259H215L216 261H218V262H216L215 260H214V258H216L217 256ZM8 256H6V257H8ZM82 256V257H81ZM124 256H125V258H124ZM148 256V257H147ZM150 256V257H149ZM155 256V257H154ZM200 259V260H198V258ZM208 256V257H207ZM212 256V257H211ZM244 256V257H243ZM68 257H69V260H68ZM79 257H81V260H77V259H80ZM87 257V258H86ZM137 257V258H136ZM195 257H196V259H195ZM200 257H202V258H200ZM209 257H211V258H209ZM264 257V256H263ZM5 258V257H4ZM42 258L43 257H37V259L36 260H34L35 262H30V264H38L39 263V261L40 262H42L43 260H42ZM74 258H76V260L74 259ZM136 259L135 261L134 260H132L131 261V259ZM154 258V259H153ZM204 258V259H203ZM206 258V259H205ZM40 259V260H39ZM75 261H74V260ZM85 259V260H84ZM122 259H124L123 261H122ZM140 259H142V260H140ZM157 259V260H156ZM204 261H203V260ZM212 259V260H211ZM221 259V260H220ZM243 259V260H242ZM263 259V258H262ZM63 260V261H62ZM245 260H246V262H245ZM58 261V260H57ZM56 261V262H57ZM69 261V262H68ZM126 261H127V263H126ZM161 261V262H160ZM222 261V262H221ZM249 261V262H248ZM9 261H7V263H8ZM59 262H57L58 264H60ZM64 262H66V263H64ZM68 262V263H67ZM143 262L144 261H142V264H143ZM147 262V261H146ZM153 262H155V263H153ZM159 262V263H158ZM202 262H204V263H202ZM236 262V263H235ZM6 263V264H7ZM17 263V262H16ZM15 263V261H14V263H13V261L10 263L9 262V264H16ZM20 263H22V262H19V264ZM48 263V262H47ZM46 263V264H47ZM82 263V264H83ZM87 263V264H88ZM145 263V262H144ZM148 263H146V264H148ZM243 263V264H244ZM1 264H3L2 262H1ZM18 264V263H17ZM41 264H45V262L44 263H41Z\"/></svg>",
	"mask_w": 264,
	"mask_h": 264
},
{
	"label": "bare ground",
	"instance_id": "obj_2",
	"mask_svg": "<svg viewBox=\"0 0 264 264\" xmlns=\"http://www.w3.org/2000/svg\"><path fill=\"white\" fill-rule=\"evenodd\" d=\"M6 1V0H5ZM11 0H9V1H7V2H10ZM19 1V0H18ZM24 1V0H23ZM38 1V4H39V2H42V3H40L39 4V6H41V5H45V3L46 2H48L49 0H26V2L27 3H25V4H28V8H27V11H32V12H34V11H36V9H37V6H36V2ZM46 1V2H45ZM59 4H62V3H66V2H71V0H56ZM73 1V0H72ZM164 1H166V0H164ZM203 1V0H202ZM222 0H217V1H215L213 4H211V5H208V6H206L205 5V3L204 2H202V3H200L199 2V0H168V2H167V4H164V5H160V4H158L157 2L155 3V4H153V1L152 2H148V1H141V6H139L140 5V3H139V7L140 8H144V6H146L147 7V9H149L150 10V14L149 15H147L146 17H144L143 15H142V17H141V19L140 18H138V19H140V20H138L137 19V25L136 26H134L133 28H132V30H128V26L127 25H125V24H121V25H119V26H115L114 24L112 25V26H110V27H107L106 28V25L105 24H103V25H105L104 27H105V30L103 31V33H104V35L106 36V37H108L109 36V38H111L112 36H114L115 37V39L117 38V36H115V34H116V32L117 31H123V32H126L127 30V32H129L130 33V35H128V37L126 36V35H124V33H123V35L121 36L122 38H125V37H123V36H126V38H125V40L123 39H121L120 37V39L123 41V42H121V47L122 48H120V49H117V50H114L113 48H115V47H113L114 45H112V44H110L111 46V48L113 49H109V48H107V49H103V48H105L104 47V45H103V48L102 47H100V48H102L106 53H105V57L108 59V60H114V61H116L117 63L119 62V60H123V59H120L121 57L122 58H126V59H128V57L129 56H127V53L129 54V52H130V55H132L133 57L136 55V54H139V53H142V52H144L146 49L145 48H147V45L148 44H146L147 43V41H149L148 40V38L150 37V36H152V35H155V33H159L160 35H159V39H160V41H164L165 40V38H166V36H169L170 38H172V41H173V44H175V46L176 45H182L183 43H188V42H190L191 44H192V49H194L196 52L198 51V52H202V53H204L205 51H207V49H205V47L206 48H208V47H211V46H209L210 44H215V43H221V44H223L222 43V41L221 40H218V39H209V40H206V41H209V42H206L205 43V40H203L202 39V36L200 35V34H198V33H196L197 32V28H202V29H206L207 28V30H210V31H214V30H216V32L219 30V28H218V26L219 25H222V21H220V23L218 24V25H216L214 22H215V20L213 21V19H211L212 20V23L213 24H215V25H211V23H210V25H208V23L207 22H205V23H207V24H204V13H206V12H215L216 10L215 9H217L218 7H219V5L221 6L222 4V2H221ZM226 2H228V1H230V0H225ZM234 2L236 1V0H233ZM3 2V3H2ZM12 2V1H11ZM17 2V1H16ZM74 2V1H73ZM262 2V1H261ZM2 3V5H0V16L2 15V16H5V14L7 15L8 14V16H5V17H9L10 18V20L12 19H14V23L16 22L17 24H14L13 22H12V20H11V22H9L8 20V22L6 21V23H5V20H4V24L3 23H0V77H4V75L5 74H8L7 76H9V74H10V76H9V78H6L7 80H5L4 81V78H3V83H1L0 82V121H5V124L6 123H9L10 125H11V127H12V129L11 128H8L7 129V127L6 128H4V126L2 125V123H1V125H2V127H0V158H1V160H0V169L3 167V166H6L7 168H2L1 170H2V172H1V174L2 173H4L5 171L7 172H13V175H11V176H8V173H7V175L5 174V175H0V191L3 189V187L5 188V186H10L11 188H13V190L15 191V192H19V195H20V197H18L17 198V203L20 205V204H23V209H26V212L28 213V211H32L30 214H29V216H22V217H17V215L20 213V211L18 212V209H20V208H16V205H13V203H15V199L13 200L14 202L13 203H8V197H10V193L8 192V194H4V192H3V194L1 193L0 194V215H2L3 216V218L5 219V217H6V222L7 223H10V224H12V225H15V226H18L19 227V225H20V228H22V227H24V226H22V225H25L26 226V228L25 229H27V227L29 228V225L28 224H30L31 222L32 223H34L35 221L38 223V221L36 220V218L38 217V216H40V215H44L45 214V217L47 216V217H50V216H48L49 214L51 215V217L54 219V221L53 222H55V223H53L54 225H53V233L50 231V233H52L53 234V236L51 237V236H49L48 234H46L45 233V235H47L48 237H46V236H44V233H43V235L42 234H39V235H37V236H35L34 238V242L32 243V242H26V240L25 241H23V240H21L20 241V239H19V241H18V239L16 240V239H14L13 240V238H15V237H12V234H13V232H12V230L10 231V230H7V229H10V228H7L6 229V227L4 228V226H1L0 227V238H1V240H3V238L4 239H7V241L5 240V243L7 242L8 243V241L10 242V243H8V248H9V246L12 248V249H14V250H12V252H11V254L12 255H10V256H8V255H6V256H8V257H6V256H2V257H0V264H1V262L3 263V264H6L7 263V261H9L10 263L13 261V263H14V261H15V263L17 262L18 264H19V262H22V263H20V264H30V262H35L34 260H36L37 259V257L39 258V257H43L42 258V262H40L39 261V263L38 264H41V263H44L45 262V264L47 263V264H58L57 262H59V258H62V256L64 257V252H66V254H68L69 252H67V250L69 251H71V250H73V249H75V251L74 252H76V249H77V247L79 248L80 246H75V247H73V246H69V242L68 243H66L67 245H68V247H63V250L62 249H60V250H55V251H51V249H50V251L48 250V252H46V251H40V252H36V243H42L43 245H42V247L43 246H47L48 247V245H50V243L51 242H54V241H52V239L53 240H55V239H57V242H58V237H61V238H63V236H66L67 237V234H69L70 233V229L71 228H73L74 226V224H73V222H72V226H69L70 224L69 223H66L67 221H69L70 219H66L67 221L65 222L66 224H68L67 226H64V222L62 221V219H63V214H62V217L61 216H59V214H61L60 212L61 211H58L60 208H62V207H64V211H65V207H66V209H68L67 208V206L68 207H71L72 205L74 206V204H76L77 202H78V200H80V196H79V194L78 195H76L75 194V192H72V188H70V184H74V182H75V180H76V178H78L75 174H77V172H79V170L81 171V167H78V166H82L83 164L85 165V167H86V164H85V159H84V161L82 160V158H80V156H84V158H86V156L87 155H92V154H95V156L97 155L98 156V154H100V153H102L101 155H104L103 153H105V152H102L103 150H105L107 147H108V143H106V139H115V137H114V132H112L111 130H104V132H103V135H102V140L103 141H101V142H98V144H96L97 146H91V147H95V148H90L89 146H87V144H89V143H87V144H85V146L83 145L84 143H82V141H81V143L80 144H82L83 145V147H82V145H79V146H81V147H79V148H76V149H72L71 148V150H68V153L66 152V158H65V156L63 157L62 156V158H64V159H60V160H64V161H60V162H57V161H55V159H57V158H54L53 157V154L52 153H57V155H54L55 157H58V159H59V157L61 156H59V152H55V149L57 148V147H55V149H54V152L52 151L53 150V148H52V142L51 141H44V142H42L43 141V138L45 137H50V136H52V138H53V136H58V135H60V137H63V139H65L66 137H68V135L71 137V135H74L75 136V131H77V121H78V118H76V115H70V116H66L65 115V117H64V115L62 114V109L64 108V109H67V105L66 104H69L70 103V101L71 100H69V103H67L66 102V100L64 101L60 96H58V94H59V92H57L56 90H58V88L60 87V85H62L63 87H64V89L67 91V94L66 95H68V97H71L72 95H71V93L73 92L74 93V91L76 90V88H77V85L76 84H78V82H81V84L83 83L82 81H84V80H82V81H80L79 79H81V77H79L80 75V72H81V70H82V68L80 67L81 65H80V61H74L75 63L73 64V66L75 67L73 70H75V72L74 73H72V74H66L65 73V75H63L64 77L61 79V80H59V79H57L56 77H58V76H60L59 74V72L58 71H56L54 68L55 67H57L58 65H56L54 68L53 67H51V66H49L50 64H56V63H58L59 61L58 60H56V59H54L53 57H50V56H48V57H41L42 56V54H45V55H48V54H46L47 52L46 51H48V49L50 50V49H52V51H53V49H54V51H57L56 53V55H58L59 53H62V52H64V51H66V50H68L69 49V47L67 48H64V46H61V45H59L57 42H56V40H54L53 41V39L51 40V38H54V37H51L50 39H49V36H52V35H54V36H56V35H59V34H63L64 32L63 31H65L64 29H67L68 27H69V23H68V20L66 21V19L64 20V21H60V23H59V25H60V27H55L56 26V24H54V23H49L48 24V26H50V28H48V26L47 27H45L46 25H43V26H38V24L40 23L39 22V20H38V24H33V25H27V24H24V22L26 23L27 21H25V19H23V17L20 15V17L18 16L19 14L18 13H20L19 12V10H16L17 8H15V10H16V12H18L17 14L18 15H16V13H15V11H13V9H12V11L9 9H6V8H3L5 5H3V4H5L4 3V1L3 0H0V4ZM15 3V2H14ZM75 3V2H74ZM81 3H83V2H81ZM93 3H95V6L97 7V6H99V7H101V8H105V7H107V3L105 4V0H95V2H93ZM161 3V2H160ZM207 3V2H206ZM257 3V2H256ZM18 4V3H17ZM25 4H23V5H25ZM57 4V3H56ZM73 4V3H72ZM111 4V3H110ZM137 4V3H136ZM135 4V5H136ZM239 4H240V2H239ZM8 5V4H7ZM19 5V4H18ZM81 5V4H80ZM80 5H77V7L79 6V8H81L80 7ZM204 5H205V7H204ZM16 6V5H15ZM68 6V5H67ZM88 6V5H87ZM102 6H105V7H102ZM178 6H183L184 8L185 7H189V8H191V11H186V12H183L182 14L181 13H179V14H181V15H179L178 16V13H176L177 11V7ZM250 6V5H249ZM256 6H259V5H256ZM8 7V6H7ZM20 7V6H19ZM46 7V6H45ZM52 7V6H51ZM75 7H76V5H75ZM91 6H89V8H90ZM108 7H109V4H108ZM222 7V6H221ZM225 7H227V6H224V8ZM43 8V7H42ZM84 8V7H83ZM86 8V7H85ZM88 8V7H87ZM88 8V9H89ZM93 8L95 9V7H94V5H93ZM98 8V7H97ZM100 8V9H101ZM183 8V9H184ZM230 8V7H229ZM91 9H92V7H91ZM90 9V10H91ZM109 9V8H108ZM111 9V14H112V8H110ZM145 9V8H144ZM143 9V10H144ZM46 10H48L47 8H44V9H42L41 10V12H46ZM51 10V9H50ZM114 10V9H113ZM121 10V9H120ZM139 10V9H138ZM138 10H136V9H134V10H132V11H129V15H125V17H126V19L124 18V20H127V17L129 18V16L130 15H132L133 17L134 16H136L135 14H137L138 13ZM146 10V9H145ZM186 10V9H185ZM223 10V9H222ZM230 11H228V9H225L224 11H222V13H224V15L227 17V15H234V16H236V15H238V14H241V13H244V12H246V11H254L253 9H251V8H247V7H244L243 6V4H242V6L241 5H237V4H235V6H232L231 7V9H229ZM49 11V10H48ZM61 11V10H60ZM66 11V10H65ZM94 11V10H93ZM117 11V10H116ZM116 11H114L115 13H117ZM119 11V10H118ZM24 12V11H23ZM31 12V13H32ZM40 12V11H39ZM38 12V13H39ZM121 12V11H120ZM119 12V13H120ZM125 12L127 13L128 11H126L125 10ZM140 12V11H139ZM36 13V12H35ZM47 13V12H46ZM57 13V12H56ZM62 13V12H61ZM75 13V12H74ZM119 13H117L118 14V17H119ZM21 14V13H20ZM33 14V13H32ZM78 14V13H77ZM121 14V13H120ZM124 14V13H123ZM122 14V15H123ZM128 14V13H127ZM207 14V13H206ZM217 14V13H216ZM218 14H219V12H218ZM236 14V15H235ZM250 14V13H249ZM255 14V13H254ZM26 15V14H25ZM36 15V14H35ZM34 15V16H35ZM94 15V14H93ZM114 15V14H113ZM116 15V14H115ZM122 15L120 16V17H122ZM232 15V16H233ZM243 15V14H242ZM241 15V16H242ZM42 16V15H41ZM41 16H39V17H41ZM79 16V15H78ZM81 16V15H80ZM138 16H140V15H138ZM241 16H238L239 18L241 17ZM245 16V15H244ZM22 17V19H20ZM27 17V16H26ZM39 17H38V19H39ZM116 18H117V15L115 16ZM119 17V18H120ZM161 17V18H160ZM212 17V16H211ZM218 17V16H217ZM222 17V16H221ZM225 17V18H226ZM45 18V17H44ZM44 18H42V19H44ZM53 18V17H52ZM201 18L203 19V20H201ZM248 18H250V17H247V19ZM3 19V18H2ZM6 19V18H5ZM16 19V20H15ZM20 19V20H19ZM27 19V18H26ZM37 19V18H36ZM50 19V18H49ZM57 19V18H56ZM77 19H79V18H77ZM83 19V18H82ZM98 19V18H97ZM220 18H218V20H219ZM222 19V18H221ZM17 20H19L20 22H17ZM24 21V22H22V21ZM29 20V19H28ZM81 19H79V21H80ZM106 20V19H105ZM104 20V21H105ZM108 20V19H107ZM111 20V19H110ZM227 20V19H226ZM230 20V19H229ZM1 21V20H0ZM35 21V20H34ZM42 21V20H41ZM50 21V20H49ZM75 21V20H74ZM186 21L188 22L189 21V23H186ZM245 21H247L246 19L245 20H243L242 19V21L241 20H238V19H236V20H232L231 22L229 21V23H228V25H229V29H230V27L232 28V29H242L244 26H245ZM261 21V23L259 24V22H258V26H260L259 28H260V32H261V29L262 30H264L263 28H261L262 26H264V21L263 20H260ZM263 21V22H262ZM44 22H46L45 20H44ZM54 22H55V20H54ZM83 22V21H82ZM98 22V21H97ZM154 22H156V23H154ZM209 22H211V21H209ZM226 22V21H225ZM224 22V23H225ZM248 22V21H247ZM254 22V21H253ZM13 23V24H12ZM36 23V22H35ZM43 23V22H42ZM71 23V22H70ZM106 23V22H105ZM116 23V22H115ZM122 23V22H121ZM123 23H125V22H123ZM223 23V24H224ZM227 23V22H226ZM252 23V22H251ZM89 24V23H88ZM87 24V25H88ZM92 24H93V26L95 25V23L94 22H92ZM92 24L90 25V26H92ZM98 24V23H97ZM97 24H96V26H97ZM132 24V23H131ZM77 25V24H76ZM116 25H118V23L116 24ZM58 26V25H57ZM90 26H86L85 24H84V26H83V23H82V26H79L80 28H79V30H77L76 32H79L80 34H86V32H88V31H90ZM223 26V25H222ZM221 26V29L223 28ZM226 26V25H225ZM99 27H101V25L99 26ZM128 27V28H127ZM255 27H256V29L258 28L256 25H255ZM70 28V27H69ZM95 28V27H94ZM102 28V27H101ZM14 29H15V31H14ZM130 29V28H129ZM68 30V29H67ZM231 30V29H230ZM247 30H249V29H247ZM92 31V30H91ZM90 31V32H91ZM119 31V32H120ZM159 31V32H158ZM223 31V30H222ZM239 31V30H238ZM257 31V30H256ZM255 31V33L257 34V32ZM67 31H65V33H66ZM201 32V31H200ZM215 32V31H214ZM219 32V31H218ZM247 32V31H246ZM252 32V31H251ZM263 32V31H262ZM89 33V32H88ZM115 33V34H114ZM233 33V32H232ZM254 33V34H255ZM77 34V33H76ZM118 34H120V33H118ZM226 34H229V33H226ZM226 34H224L225 35V40L227 39L228 40V42H227V40L225 41L226 43H228L229 44V46H226V47H229V48H227V49H229L230 50V48H231V50L232 49H234L235 50V48H236V53H235V55H237V57L239 56H244V59H243V62L244 61H246V60H249L248 59V57L251 55V59H253V54H255L256 55V52H259V51H254L255 50V48H256V50H260V52H261V49L262 50H264L263 48H261V46H260V49H258V47H259V45L257 46V47H255L254 48V50L253 51H251V47H250V45L248 44V46L250 47V49H248V48H242L243 47V45L242 46H240V48H239V46L238 47H236L237 46V44H236V41L234 42L232 39H229V35L228 36H226ZM236 35V34H235ZM257 35H259V32H258V34ZM260 35H262V34H260ZM60 36V35H59ZM63 36V35H62ZM73 36V35H72ZM72 36L70 35V37H66V38H64V40H72L73 38H72ZM78 36V35H77ZM77 36H73L74 38H76ZM120 36V35H119ZM137 36L139 37L138 39H137ZM204 36V35H203ZM253 36V35H252ZM113 37V38H114ZM209 37V36H208ZM215 37H216V35H215ZM261 37V36H260ZM81 38V37H80ZM91 38V37H90ZM108 38V39H109ZM205 38H207V37H205ZM204 38V39H205ZM213 38V37H212ZM217 38V37H216ZM224 38V37H223ZM259 38V37H258ZM258 38L256 37V35H255V38H254V41H256V42H254V44H257V41H258ZM102 39V38H101ZM167 39V38H166ZM208 39V38H207ZM37 40H40L41 42H42V46H38L37 45ZM91 40V39H90ZM103 40V39H102ZM112 40V39H111ZM169 40V39H168ZM223 40V39H222ZM79 41H81V40H79ZM86 41V40H85ZM88 41H89V39H88ZM96 41V40H95ZM101 41V40H100ZM107 41V40H106ZM112 41H114V39L112 40ZM144 41V42H143ZM203 41V42H202ZM221 41V42H220ZM39 42V41H38ZM117 43V39H116V41H114V43ZM156 42H158V41H156ZM165 42V41H164ZM167 42V41H166ZM201 42V43H200ZM224 42V43H225ZM13 43V44H12ZM86 43L87 42H85V44L84 45H86ZM89 43V42H88ZM88 43H87V45H88ZM103 43V42H102ZM101 43V44H102ZM109 43L110 42H108L107 43V47H108V45H109ZM158 43H160V42H158ZM204 43H205V45H204ZM207 43H209V45L207 44ZM225 43V44H226ZM238 43V42H237ZM39 44H41V43H39ZM67 44V43H66ZM96 44V43H95ZM164 44V43H163ZM220 44V45H221ZM244 44V43H243ZM253 44V45H254ZM259 44V43H258ZM63 45V44H62ZM165 45V44H164ZM207 45H208V47H207ZM219 45V44H218ZM252 45V46H253ZM260 45H261V43H260ZM98 46H101L100 45V43H99V45ZM247 46V45H246ZM247 46V47H248ZM264 46V44L262 45V47ZM117 47V46H116ZM125 47V48H124ZM169 47V46H168ZM184 47V46H183ZM187 47H189V46H187ZM186 47V48H187ZM235 47V48H234ZM97 48V47H96ZM99 48V47H98ZM127 48V50L129 51V52H126V49ZM173 48V47H172ZM179 48V50L180 49H182V47L180 46V47H178ZM185 48V49H186ZM102 49H98V51L99 50H101V51H103ZM116 49V48H115ZM192 49H190V50H192ZM205 49V50H204ZM224 49H225V47H224ZM223 49V50H224ZM75 50V49H74ZM167 50V49H166ZM184 50V49H183ZM226 50V49H225ZM69 51V50H68ZM67 51V52H68ZM73 51V50H72ZM97 51V52H98ZM101 51H99V52H101ZM111 51L112 52H114V53H112L113 55L111 56ZM186 51H187V49H186ZM193 51V50H192ZM211 51V50H210ZM217 51V50H216ZM222 51V50H221ZM46 52V53H45ZM182 52H184V51H182ZM234 52V51H233ZM252 52H255V53H251ZM263 52V51H262ZM261 52V53H262ZM65 54H67L66 52H64ZM60 54L61 56V58L59 57V55L58 56H56L58 59L60 58V62H62L63 61V59H64V56L66 57H68V54H70V52L67 54V55H65V54ZM73 53H74V51H73ZM177 53V52H176ZM190 53V52H189ZM206 53V52H205ZM204 53V54H205ZM208 53V52H207ZM205 54L206 56L208 55V54ZM210 53V52H209ZM211 53H212V51H211ZM210 53V54H211ZM221 52H215V53H213V59L215 60V62H217V64H215V65H210L209 64V67H207V68H209V70H211L212 72V75H214L216 78L218 77V76H220L221 78H219V79H222V77L223 78H226V81H227V84L225 85V84H223L222 82H219L217 79H216V82H214L213 84H212V87H210L211 85V82H209L210 84H207L206 86L204 85V86H196V83L194 84L195 86H185V85H179L178 84V82L180 83V81L182 80V79H185V76H184V78H182V76L184 75H182V69L184 68V66H183V64L181 65V64H179V67L180 68H182V69H177V71H178V73H181L180 75H181V78L182 79H180V76H179V74L177 75H173V76H171V77H173L174 78V80H176L177 81V84H178V89L180 90V92L182 93H180L179 92V94H181L180 96H181V98H180V100L179 101H181L182 103L184 102V104H190V103H193V102H195V103H197V101L199 102V96H200V94L199 93H201V92H204V90H206V92L207 93H209L210 91H209V89L210 88H213L215 91V93H216V90H217V92L219 93L218 94V96H219V99H222V101H229L230 102V100L231 101H233V103L234 104H236V102H240V103H242V104H246V106L245 107H248V106H250V103H252V102H250L254 97H255V99H256V95H253L254 94V92H253V94H249V95H251V96H245L244 95V93H242V90H247V88H248V90H249V87L250 86H254V85H258V83L256 82V80H259L260 79V77H258L257 79L256 78H254L255 80V82H256V84H254V85H252L253 84V80H252V78H250V81H249V83L248 82H246L247 80H245V78L243 77V76H241V75H243V73H242V71L243 72H245V70H242V71H239L240 70V68L238 69V68H236L235 66V64L231 61V59H229V57L228 58H225L224 56H222V53L220 54ZM54 54V53H53ZM83 54V53H82ZM81 54V55H82ZM98 54V53H97ZM102 54V53H101ZM175 54V53H174ZM201 54V53H200ZM210 54L208 55V57L207 58H210L211 57V59H212V56H210ZM227 54V53H226ZM226 54H224V55H226ZM72 55V54H71ZM93 55V54H92ZM141 55V54H140ZM183 55V54H182ZM189 55H191V53L189 54ZM193 55V54H192ZM204 55V56H205ZM53 56V55H52ZM94 56V55H93ZM97 56V55H96ZM124 56V57H123ZM170 56V55H169ZM199 56V55H198ZM203 56V57H204ZM228 56H229V54H228ZM55 57V58H56ZM66 57V58H67ZM74 57V56H73ZM75 57H77V55L75 56ZM79 58V57H78ZM90 58H91V56H90ZM206 58V57H205ZM204 58V59H205ZM246 58V59H245ZM250 58V57H249ZM71 59H73V58H71ZM82 59V58H81ZM89 59V58H88ZM125 59V60H126ZM160 59V58H159ZM165 59V58H164ZM180 59V58H179ZM202 59V58H201ZM200 59V62H202V60H204V59H202L201 60ZM250 59V60H251ZM107 60V61H108ZM208 60H210V59H208ZM255 60V59H254ZM253 60V61H254ZM263 60V59H262ZM71 61V60H70ZM161 61V60H160ZM171 61V60H170ZM196 61H198V60H196ZM252 61V60H251ZM65 62V61H64ZM106 62V61H105ZM157 62V61H156ZM155 62V63H156ZM162 62V61H161ZM178 62V61H177ZM179 62H180V60H179ZM182 62H183V60H182ZM185 62V61H184ZM210 62H212L211 60H210ZM214 62V61H213ZM247 62V61H246ZM255 62V61H254ZM254 62H252V63H254ZM66 63V62H65ZM108 63V62H107ZM106 63V64H107ZM116 63V64H117ZM195 63H197V62H195ZM199 63V62H198ZM208 63V62H207ZM252 63L250 64V65H252ZM256 63V62H255ZM104 64V63H103ZM106 64H104V65H106ZM138 64V63H137ZM136 64V65H137ZM146 64V63H145ZM166 64H168L167 62H166ZM170 64H172L173 65V62H171ZM169 64V65H170ZM186 64V63H185ZM203 64V63H202ZM201 64V65H202ZM245 64V63H244ZM258 64V63H257ZM256 64V65H257ZM263 64V63H262ZM85 65V64H84ZM103 65V67H105ZM141 64L139 63V66H140ZM153 65V64H152ZM156 65H158V64H156ZM160 65V64H159ZM162 65H164V64H162ZM188 65V64H187ZM200 65V64H199ZM200 65V67H204L203 65H206V62H204V64L201 66ZM247 65V64H246ZM245 65V66H246ZM249 65V64H248ZM260 65V64H259ZM60 66H61V64H60ZM101 65H99L98 67H100ZM108 66V65H107ZM121 68H122V64L121 65H119ZM144 66V65H143ZM173 66H175V64L173 65ZM208 66V65H207ZM244 66V65H243ZM65 67V66H64ZM91 67V66H90ZM98 67H96V69H94L93 67V69H89V68H87V69H84V70H86L85 72H89V73H91V74H93V76H95L96 74H100V76H102V78H104L103 77V74H105V72L103 73V71H104V68L101 70V69H99ZM140 67H142V66H140ZM139 67V68H140ZM145 67H148V66H145ZM156 67H158V66H156ZM177 67H178V65H177ZM242 67V66H241ZM250 67V66H249ZM248 67V68H249ZM256 66H254L253 68H255ZM258 67V68H257ZM256 67V69H258V71H256L255 69H252V71H254V72H258V73H260L259 71L261 70V68L259 69V66H257ZM58 68V67H57ZM86 68V67H85ZM98 68V69H97ZM113 68V67H112ZM116 68H118V66H116ZM115 68V69H116ZM121 68H119V69H121ZM168 68V67H167ZM174 68V67H173ZM185 68H186V66H185ZM189 70H190V67L188 66L187 67ZM244 69H246V67H243ZM248 68H247V71H248ZM62 69V68H61ZM60 69V70H61ZM79 69V70H78ZM81 69V70H80ZM106 69V68H105ZM131 69V68H130ZM146 69V68H145ZM165 69H166V67H165ZM193 69H195V68H193ZM201 69V68H200ZM101 70V71H100ZM137 70H139L138 68H137ZM181 70V71H180ZM187 70V69H186ZM189 70H187V71H189ZM196 71L198 70V69H195ZM195 70H194V73H195ZM208 70V69H207ZM207 70H206V72H207ZM264 70V69H263ZM62 71V70H61ZM69 71H70V69H69ZM117 71H120V70H118L117 69ZM130 71V70H129ZM146 71V70H145ZM176 71V72H177ZM185 71V70H184ZM191 71H193V70H191ZM249 71H251L250 69H249ZM63 72V71H62ZM72 72V71H71ZM83 72V71H82ZM136 72V71H135ZM144 72V71H143ZM186 72V71H185ZM197 72H199V71H197ZM196 72V73H197ZM240 72H241V75H240ZM101 73H103V74H101ZM120 73V72H119ZM127 73L128 72H126V75H127ZM133 73V72H132ZM166 73V72H165ZM171 73V72H170ZM172 73H173V71H172ZM190 73V72H189ZM250 73L251 72H249V74L248 75H250ZM253 73V72H252ZM264 73V72H263ZM63 74V73H62ZM90 74V75H91ZM129 74V73H128ZM169 74V73H168ZM174 74H175V72H174ZM246 74H247V72H246ZM2 75V76H1ZM77 75H79V76H77ZM89 75V76H90ZM164 75V74H163ZM196 75V74H195ZM202 75V74H201ZM205 75V74H204ZM212 75H207V77L208 76H210V77H212ZM248 75H246V76H248ZM255 75V73H253V75H251V76H254ZM258 75V74H257ZM261 75H263L262 73L260 74V76ZM45 76L47 77V78H45ZM82 76H84V75H82ZM98 77H99V75H97ZM96 76V77H97ZM128 76V75H127ZM145 76V75H144ZM192 76H193V74H192ZM245 76V77H246ZM264 76V75H263ZM76 77V78H75ZM88 77V76H87ZM86 77V79L88 80V78ZM91 77V76H90ZM97 77V78H98ZM195 77V76H194ZM203 78H204V76H202ZM215 77H212V78H214L215 79ZM256 77V76H255ZM262 77V76H261ZM41 78H43V79H41ZM56 78V79H55ZM59 78H61V77H59ZM132 78H133V76H132ZM205 78H206V76H205ZM204 78V79H205ZM211 78V79H212ZM247 78V77H246ZM263 78V77H262ZM261 78V80L263 81L264 80V78L262 79ZM92 79V78H91ZM157 79V78H156ZM210 79V80H211ZM103 81H102V85H104V83H106V84H109V80H107L106 78H105V80L104 79H102ZM153 80V79H152ZM168 80H170V79H168ZM173 80V81H174ZM186 80H188L187 78H186ZM186 80H184V81H186ZM195 80V79H194ZM206 80V79H205ZM209 80V81H210ZM213 80V79H212ZM211 80V81H212ZM248 80H249V78H248ZM251 80L253 81V82H251ZM1 81V80H0ZM72 81H74L73 83H71ZM96 81V80H95ZM94 81V82H95ZM109 81V82H108ZM183 81V80H182ZM151 82V81H150ZM172 82V81H171ZM251 82V83H250ZM63 83V84H62ZM155 83V82H154ZM173 83V82H172ZM181 83H183V82H181ZM187 83V82H186ZM194 83V82H193ZM264 83V82H263ZM148 84V83H147ZM189 84V83H188ZM80 85V84H79ZM91 85H92V83H91ZM90 85V86H91ZM198 85V84H197ZM208 85H210V86H208ZM260 86L261 85H263L264 86V84H261V82H260V84H259ZM50 86H52L54 89L56 88V93L54 92V94L52 93L53 91H52V87L50 88L51 89V93H52V95L50 94V95H48V98L45 96V94L47 93V94H49V92H50V90H49V92L46 90V89H49V87ZM89 86V87H90ZM150 86V85H149ZM177 86V85H176ZM176 86H174V87H176ZM78 87H81L82 88V86H78ZM84 87V86H83ZM97 87V86H96ZM114 87V86H113ZM132 87V86H131ZM157 87V86H156ZM161 87V86H160ZM168 87V86H167ZM257 87V86H256ZM255 87V88H256ZM62 88V87H61ZM60 88V89H61ZM92 88V87H91ZM133 88V87H132ZM132 88H130V89H132ZM171 88V87H170ZM263 89H264V87H262ZM77 89H79V88H77ZM150 89V88H149ZM161 89V88H160ZM163 89V88H162ZM173 89V88H172ZM250 89H252V88H250ZM260 89V88H259ZM258 89V90H259ZM80 90V89H79ZM86 90V88L84 89V91ZM164 90V89H163ZM176 90V89H175ZM257 90V89H256ZM261 90V89H260ZM45 91H47L46 93H45ZM77 91V90H76ZM82 91V90H80V92H82L81 94H82V96H83V94H85L86 92H88V91ZM261 91H263L264 92V90H261ZM261 91H259V92H261ZM161 92V91H160ZM211 92H212V90H211ZM58 93V94H57ZM69 93V94H68ZM77 93V92H76ZM79 93V92H78ZM215 93H213V94H215ZM249 93V92H248ZM251 93V92H250ZM256 93V92H255ZM262 93V92H261ZM5 94H8V95H10L8 98H6L7 97V95H6V97H4V95ZM63 94H64V92H63ZM88 94V93H87ZM87 94H86V97H87V99L86 98H84V96H83V99L84 100H87L88 101V96H87ZM257 94H259V93H257ZM66 95H64V96H66ZM69 95H71V96H69ZM89 95V94H88ZM147 95V94H146ZM155 95V94H154ZM216 95V94H215ZM215 95L213 96L212 95V97H213V100H214V102H215V100H216V102H217V99H218V97H215ZM63 96V97H64ZM74 96H75V93H74ZM76 96H78V94H76ZM79 96H80V94H79ZM98 96V95H97ZM96 96V97H97ZM140 96V95H139ZM156 96V95H155ZM67 97V96H66ZM67 97V98H68ZM72 98H74V97H72ZM78 98V97H77ZM81 98V97H80ZM79 98V99H80ZM89 98H90V95H89ZM206 98V97H205ZM211 98V97H210ZM208 96H207V98H206V100L207 101H210L209 99H210ZM71 99V98H70ZM144 99V98H143ZM204 99V98H203ZM63 100V101H62ZM68 100V99H67ZM76 100V99H75ZM139 100V99H138ZM169 100V99H168ZM176 100V99H175ZM202 100V99H201ZM86 101V102H87ZM172 101V100H171ZM66 102V104H64ZM72 102V101H71ZM85 102V101H84ZM84 102L83 101H78V99H77V102H73L71 105H69V106H72V107H70L69 109H74L73 107H77L78 108V111H80V112H82L86 107H84L85 105H84ZM85 102V103H86ZM95 102V101H94ZM96 102H97V104H99V105H101L102 106V108L103 109H106V110H109L110 109V112L106 115L107 117H111V118H113V119H119V113L116 111V110H114V111H111V110H113V108H115V104L113 105L112 104V101L107 97V96H103V95H100L99 96V98L97 97V99H96ZM95 102V103H96ZM211 102V101H210ZM245 102V103H244ZM247 102H248V105H247ZM250 102V103H249ZM253 102H255L254 101V99H253ZM261 102H262V99H261ZM82 103H83V107H84V109H83V107H82ZM119 103V102H118ZM142 103V102H141ZM147 103V102H146ZM151 103V102H150ZM129 104V103H128ZM59 105L62 107L63 106V108L62 109H60L59 110ZM98 105V106H99ZM120 105V104H119ZM143 105V104H142ZM182 105V104H181ZM200 105V104H199ZM203 105V104H202ZM231 105V104H230ZM254 105V104H253ZM196 106V105H195ZM229 106V105H228ZM236 106V105H235ZM60 107V108H61ZM119 107V106H118ZM124 106H122V108H123ZM131 107V106H130ZM129 107V108H130ZM138 107V106H137ZM139 107H141V106H139ZM201 107V106H200ZM232 107H234V106H232ZM244 107V106H243ZM243 107H242V109H243ZM117 108V107H116ZM204 107H202V109H200V108H198L199 110H192V111H190L191 112V114H189V113H187V111L185 110V109H183L182 111H181V113H183L182 115H184L185 114V112L187 113L186 115H187V117H189V118H195V117H200V116H202V118H204L203 116H204V114L203 113H201L202 112V110H205V109H203ZM256 108V107H255ZM258 108V107H257ZM253 109L252 107L251 108H249L248 107V110H244V111H247V114L249 113V114H254V115H257V114H259V110L258 109ZM71 109V110H72ZM229 109V108H228ZM234 109V108H233ZM232 108L229 110V118L232 120V121H235V123H238V124H240L239 122H241V126L243 127V129L245 128H252V129H254L255 127V136L256 135H258V134H260V135H264V129L262 128L261 130H260V126H258V124L260 123V119H261V121H263L264 122V118L261 116V118H259V120H258V122L257 121H250L249 119H247L246 118V116L245 115H243L244 113H242V111H241V113L239 112V113H237L236 111H235V109L233 110ZM245 109V108H244ZM247 109V108H246ZM261 109H263V111H264V107L263 108H260V112H261ZM71 110H70V113H72V112H74V111H72L71 112ZM241 110V109H240ZM64 111H66V110H64ZM68 111L69 110H67L66 112H64V113H68ZM218 111H220V110H218ZM227 111V110H226ZM226 111H224V112H226ZM77 112V111H76ZM107 112V111H106ZM105 112V113H106ZM121 112V111H120ZM123 112V111H122ZM148 112V111H147ZM205 112H206V110H205ZM78 113V112H77ZM152 113V112H151ZM210 113H211V110H210ZM227 113V112H226ZM60 114H62L63 115V119H58V118H60L61 116H60ZM69 114V113H68ZM83 114V113H82ZM89 114V113H88ZM100 114V113H99ZM123 114V113H122ZM221 114V113H220ZM223 114V113H222ZM221 114V115H222ZM248 114V115H249ZM264 114V112H261V115H263ZM87 115V114H86ZM200 115V116H199ZM60 116V117H59ZM95 115H91L90 114V119H91V117L93 118ZM98 116V115H97ZM106 116H104V117H106ZM121 116V115H120ZM206 116V115H205ZM208 116V115H207ZM219 116V115H218ZM218 116H215V120L216 119H218V118H220V117H218ZM223 116V115H222ZM225 116V115H224ZM81 117V116H80ZM133 117V116H132ZM135 117V116H134ZM138 117V116H137ZM212 117V116H211ZM216 117H218V118H216ZM227 117V118H228ZM249 118H251L250 116H248ZM255 117V116H254ZM258 117V116H257ZM62 118V117H61ZM101 118V117H100ZM222 118V117H221ZM225 118H226V116L224 117V119L223 120H225ZM226 118V121L227 120H229V118L227 119ZM57 119V121L58 120H62L60 123H57V121H56V123L57 124H53V122L55 121ZM102 119H103V117H102ZM110 119V118H109ZM136 119V118H135ZM141 119V118H140ZM158 119V118H157ZM197 119V118H196ZM196 119L194 120V119H192V120H194V121H196ZM199 119H201V118H199ZM204 119H206V118H204ZM208 119V118H207ZM245 119H247V120H245ZM263 119V120H262ZM84 120V119H83ZM83 120H81V118H80V121L82 122ZM93 120V119H92ZM96 120V119H95ZM131 120V119H130ZM139 120V119H138ZM160 120V119H159ZM166 120V119H165ZM252 120H254V119H252ZM256 120V119H255ZM79 121V122H80ZM118 121V120H117ZM128 121V120H127ZM197 121H198V119H197ZM196 121V122H197ZM212 121V120H211ZM217 121V120H216ZM78 122V123H79ZM96 122V121H95ZM103 122V121H102ZM120 122V121H119ZM129 122V121H128ZM135 120H134V124H135ZM225 122V121H224ZM228 122V121H227ZM230 122L231 121H229L228 123L230 124ZM262 122V123H263ZM44 123V124H43ZM99 123V122H98ZM104 123V122H103ZM133 123V122H132ZM138 123H141V124H143V125H147V126H149V125H153V127H154V129H156V131L157 132H153V135L151 136V141H149V145H147V146H143V143L141 142V139L142 138H136L135 136V138H134V143H133V145L130 147V145H129V147L128 148H125V147H123V145L126 143V140H128L129 138L127 137V138H125V137H121V138H116L115 140H117V142L119 143V146H120V150L119 151H125L126 153H128V155H130V154H132V153H134L135 154V152H138L139 151V149H140V152L143 150V152H146L147 153V151L149 152H153V150L155 151V152H153V158H152V160H153V162L154 163H152L153 165H155V169L157 170V169H161V170H164L165 171V173L168 175V174H170L171 172L173 173V172H176L175 173V176H173V178L170 180L171 182L170 183H172V185H173V188L171 189L170 187V189H168L167 191H165V193H163L162 195L163 196H160V194H159V196L160 197H162L163 199H165L166 201L167 200H169V199H171L173 196L175 197V194L176 193H178V191H184V192H186L188 195H191V196H196L197 195V193L198 192H196L197 190H199L200 192L202 191V190H205L206 189V192H207V188H208V184L206 185V184H203L202 182V184H199V183H195L196 184V186H195V184L193 185L194 187H190V186H186L185 184H181V182L183 181V180H185V179H188L189 177H190V179H192L193 181H196L198 178H206V177H208V175H211V173L209 172V165H211V163L210 162H212V161H214V160H218V159H216V158H219L218 157V153L216 154L214 151H212L208 146H206L205 144H203L202 142H200V141H198V140H189V141H187L184 137H182V135H181V137H179V138H176V139H174L172 142H170V143H167V144H164V142H163V140H164V134L162 133V128L161 127H159L158 125H157V122H156V120L154 119V118H150V117H145V118H143V119H141V120H139V122ZM235 123H233V124H235ZM80 124V123H79ZM140 124V125H141ZM223 124V123H222ZM228 124V125H229ZM233 124H231L232 126H233ZM238 124H235V125H238ZM82 125V124H81ZM98 125H101V124H98ZM118 125V124H117ZM116 125V126H117ZM234 125V126H235ZM260 125H261V123H260ZM6 126H7V124H6ZM83 126V125H82ZM104 126V125H103ZM102 126V127H103ZM166 126V125H165ZM257 126H258V128H257ZM9 127V126H8ZM79 127V126H78ZM94 127V126H93ZM98 127H100V126H98ZM230 127V126H229ZM229 127L227 128V129H229ZM81 128V127H80ZM80 128H78L79 130H81L82 131V128L80 129ZM84 128V127H83ZM94 128H96V127H94ZM186 128V129H185ZM184 129V132L183 133H191V134H199V133H201L202 132V127H201V129L199 128V126H196V125H194V123H193V125L191 124V126H189V127H185ZM232 128V127H231ZM230 128V129H231ZM234 128V127H233ZM232 128V129H233ZM99 129V128H98ZM216 129V128H215ZM230 129H229V131H230ZM242 129V130H243ZM251 129V132L253 131ZM11 130V131H10ZM85 130V129H84ZM83 130V131H84ZM100 130H102L101 128H100ZM113 130V129H112ZM116 130V129H115ZM183 130V129H182ZM236 130H239V129H236ZM91 132H92V130H90ZM90 131H88V132H90ZM95 131V130H94ZM235 131V130H234ZM243 131H245V130H243ZM79 132V131H78ZM90 132V133H91ZM95 132H97V131H95ZM94 132V133H95ZM161 132V133H160ZM239 132V131H238ZM237 132V133H238ZM254 132V131H253ZM7 133V134H6ZM72 133H74V134H72ZM77 133V132H76ZM90 133H88L89 135H90ZM93 133V135H95V134H97V133H95L94 134ZM101 133V132H100ZM92 134V133H91ZM151 134V133H150ZM225 134V133H224ZM224 134H223V136L222 137H224ZM252 134V133H251ZM253 134H252V136H253ZM77 135V134H76ZM101 135V134H100ZM117 135V134H116ZM218 135V134H217ZM227 135H228V131H227ZM229 135H230V133H229ZM239 135V134H238ZM88 136V135H87ZM98 136H99V134H98ZM241 136V135H240ZM59 137V136H58ZM90 137V136H89ZM100 137V136H99ZM104 137V138H103ZM236 137H237V135H236ZM242 137V136H241ZM72 138H73V136H72ZM84 138V137H83ZM221 138V137H220ZM239 138V137H238ZM262 138V137H261ZM50 140H51V137L49 138ZM53 139H55V138H53ZM59 139V138H58ZM58 139H57V137H56V140L58 141ZM67 139H70L71 140V138H67ZM67 139H65V140H67ZM75 139V138H74ZM95 139V138H94ZM105 139V140H104ZM216 139V138H215ZM236 139V138H235ZM253 138H251V140H252ZM46 140V139H45ZM65 140H63L64 142H65ZM86 140H87V138H86ZM89 140V139H88ZM172 140V139H171ZM243 140V139H242ZM246 140V139H245ZM244 140V141H245ZM59 141H61L62 142V138L61 139H59ZM74 141V140H73ZM222 141V140H221ZM238 141V140H237ZM236 141V142H237ZM69 141H67L66 143H68ZM72 142V141H71ZM86 142V141H85ZM96 142V141H95ZM205 142V141H204ZM251 142V141H250ZM250 142L249 143H247V142H245V144L243 143V145H241L242 147H250L251 145H250ZM253 143V142H252ZM58 145H60L61 146V144L58 142L57 143ZM64 144V143H63ZM77 144V143H76ZM129 144V143H128ZM146 144V143H145ZM158 144L160 145V144H163V146L161 147V146H158ZM54 145V144H53ZM71 145V144H70ZM91 145V144H90ZM228 145V144H227ZM72 146H74V144L73 145H71V146H67V147H72ZM240 146V147H241ZM256 146V145H255ZM62 147V146H61ZM67 147H65V148H67ZM74 147H76V145L74 146ZM77 147H78V145H77ZM89 147V148H88ZM110 147V146H109ZM112 147V146H111ZM228 147V146H227ZM257 147V146H256ZM263 147V146H262ZM49 148H52V149H50V151L49 152H51V156H52V158L54 159L53 161H55L54 163H51V161L50 162H48V161H44L43 159H42V156L43 155H45V153H46V156H47V151H48V149ZM68 148V149H69ZM223 148V147H222ZM57 149H59V148H57ZM61 149V148H60ZM59 149V150H60ZM108 149V148H107ZM194 149H197L198 151L201 149V151L199 152V153H193V151H194ZM241 149V148H240ZM246 149V148H245ZM64 150V149H63ZM138 150V151H137ZM147 150V151H146ZM66 151V150H65ZM196 151V150H195ZM197 151V152H198ZM222 151H220V153H221ZM256 152V151H255ZM61 153V152H60ZM108 153V152H107ZM119 153V152H118ZM184 153V154H183ZM137 154V153H136ZM135 154V155H136ZM142 154V153H141ZM50 155V154H49ZM251 155V154H250ZM254 155V154H253ZM51 156H50V158H51ZM138 156L140 157V154L138 153ZM44 157V159H45V156H43ZM49 157V156H48ZM115 157V156H114ZM113 157V158H114ZM233 157H235V156H233ZM237 157V156H236ZM239 157V156H238ZM255 157H256V155H255ZM261 157V156H260ZM50 158H47L48 160H50ZM117 158V157H116ZM67 159V160H66ZM87 159V158H86ZM97 159V158H96ZM111 161H112V156H111ZM110 159H108L107 158V160H110ZM135 159V158H134ZM234 159V158H233ZM236 159V158H235ZM238 159V158H237ZM257 159V158H256ZM7 160H10V163L9 164H11L13 161L12 160H15L16 161V164H13V165H9L8 164V166H7V164L5 163ZM52 160V159H51ZM106 160V162H108ZM116 160V159H115ZM208 160L210 161V162H208ZM231 160V159H230ZM251 160H253V159H251ZM12 161V162H11ZM59 161V160H58ZM93 161V160H92ZM110 161V162H111ZM134 160H132V159H130V161H128V162H126V163H124V164H126V166L128 165H132V163L134 164L135 162H133ZM218 161H220V160H218ZM239 161V160H238ZM254 161V160H253ZM50 163V168H55L54 170H58L59 168L60 169H62L63 170V168H65L64 166H66V167H68L69 165L72 167H78V168H81V169H79L77 172H74L73 173V170H72V173L73 174H71V171H70V174H67L69 171L68 170H66V171H68V172H66L65 170V172L64 173H66L65 175H60L59 176V174H58V176L57 177H54L53 175H51V177H48L49 176V174L50 173H48V172H46V170L44 171V167H45V169L47 168V164L46 163ZM57 162V163H56ZM83 162V163H82ZM88 162V161H87ZM103 162H104V160H103ZM103 162H102V164H103ZM231 162V161H230ZM232 162H234V161H232ZM232 162H231V164H232ZM236 162V161H235ZM7 163H8V161H7ZM96 163V162H95ZM111 163H113V162H111ZM115 163V162H114ZM122 163V162H121ZM120 163V164H121ZM214 163V162H213ZM220 163H222V162H220ZM246 163V162H245ZM252 163V162H251ZM262 163V162H261ZM264 163V162H263ZM6 164V165H5ZM107 164V163H106ZM147 164V163H146ZM240 164V163H239ZM49 165V164H48ZM88 165V164H87ZM95 165V164H94ZM94 165H91L90 163H89V168H85V169H87V170H84L83 172H85L86 171V173H89V176H90V178H92V175H94L93 173H95L94 171H96V167L94 166ZM115 165V164H114ZM152 165V166H153ZM220 165V164H219ZM225 166V164L224 163H222L221 164V166ZM230 165V164H229ZM118 166V168H119V164L117 165ZM48 167V168H49ZM83 167V166H82ZM238 167V166H237ZM48 168H47V170H48ZM77 168V169H78ZM113 168V167H112ZM112 168H110L111 170H112ZM118 168H117V170H118ZM122 167H120V169H121ZM130 168H131V166H130ZM263 168V167H262ZM67 169H69V168H67ZM74 169V168H73ZM109 169V170H110ZM124 169V168H123ZM122 169V170H123ZM264 169V168H263ZM5 170V171H4ZM53 170V171H54ZM56 170V171H57ZM71 170V169H70ZM102 170V169H101ZM148 170V169H147ZM152 170V169H151ZM51 171H52V169H51ZM56 171H55V173H56ZM163 171V172H164ZM46 172V173H45ZM62 171H60L59 173H61ZM157 172V171H156ZM48 173V174H47ZM63 173V174H64ZM82 173V172H81ZM80 173V175H82ZM111 173H113V172H111ZM214 173V172H213ZM11 174V173H10ZM52 174V173H51ZM216 174V173H215ZM241 174V173H240ZM257 174H259V173H257ZM48 175V176H47ZM77 175H79V174H77ZM84 175H86V174H84ZM108 175V174H107ZM116 175V174H115ZM172 175V174H171ZM223 175V174H222ZM252 175V174H251ZM56 176V175H55ZM83 176V175H82ZM89 176H87L88 178H89ZM114 176V175H113ZM150 176V175H149ZM154 176H156L155 174H154ZM153 175H151L150 176V178H152V177H154ZM164 176H165V174H164ZM164 176H162L161 175V177H163L162 179H157V181H160V182H162V183H164V178H165V180H168L166 177H164ZM217 176H218V174H217ZM238 176V175H237ZM244 176V175H243ZM243 176H241V175H239L237 178H239V177H241V181L240 182H243V181H245V180H247L248 178L245 176V177H243ZM258 176V175H257ZM260 176V175H259ZM59 177V178H58ZM87 177H85V180H87ZM110 177H111V175H110ZM130 177V176H129ZM28 179V178H30L29 180H31V182H28V180H27V182H25V180L24 179ZM79 178H81V177H79ZM83 178H84V176H83ZM94 178V177H93ZM114 178H115V176H114ZM155 178V177H154ZM156 178H157V176H156ZM160 178V177H159ZM212 178V177H211ZM210 178V179H211ZM226 178V177H225ZM254 178V177H253ZM32 179H36V180H33L32 181ZM47 179V188H46V185H45V189H41L40 187H38V188H40L39 190H34V188H36L35 186L38 184V182H40L41 183V181H43L44 182V180H46ZM148 179H149V177H148ZM147 178H146V181L148 180ZM153 179V178H152ZM196 179V180H195ZM72 180H73V182H72ZM80 180V179H79ZM84 180V179H83ZM84 180V181H85ZM90 180V179H89ZM97 180V179H96ZM144 180V179H143ZM192 180H191V182H192ZM207 180H209V179H207ZM230 180H232V179H230ZM253 180V179H252ZM255 180H257V179H255ZM264 180V179H263ZM145 181V180H144ZM156 181V182H157ZM190 181V180H189ZM77 182H78V179H77ZM88 182V181H87ZM92 182H94V181H92ZM108 182H109V180H108ZM107 182V184L105 185V189H107L108 191H109V193H111V195H113L112 193L113 192H117L118 191V189L119 190H122V192L123 191H125L126 190V188H125V186L123 185V186H113V187H109V183H111L112 182V180H110V182L108 183ZM114 183H115V181H113ZM143 182V181H142ZM184 182V181H183ZM182 182V183H183ZM187 182V181H186ZM239 182V181H238ZM248 182H250V181H248ZM264 182V181H263ZM18 183H19V185H18ZM39 183V184H40ZM95 183L96 184H94V186L95 185H99L96 181H95ZM106 183V182H105ZM144 183V182H143ZM158 183V182H157ZM157 183H156V185H157ZM247 183V182H246ZM38 184V185H39ZM125 184V183H124ZM158 184H161V183H158ZM165 184V183H164ZM231 184V183H230ZM244 184V183H243ZM83 185V184H82ZM92 184L90 183V186H91ZM115 185H116V183H115ZM166 185V184H165ZM188 185V184H187ZM191 185V184H190ZM213 185V184H212ZM211 185V186H212ZM238 185V184H237ZM236 185V186H237ZM257 185V184H256ZM64 186V187H63ZM72 186V185H71ZM93 186V185H92ZM209 186V190L211 191L213 188L212 187H214V186ZM20 187V188H19ZM42 187V186H41ZM43 187H44V185H43ZM42 187V188H43ZM65 188V187H67V189L68 188H70V191L69 190H67L64 194H63V192L61 193L60 192V190H62V189H60L59 190V193L58 192H56V190H58V188ZM123 187H124V189H123ZM137 187V186H136ZM168 187V186H167ZM217 187V186H216ZM231 187H233V186H231ZM239 187L241 188V185H239ZM262 187V186H261ZM8 188V187H7ZM37 188V189H38ZM52 188H57L56 190L54 189V191L51 189V191H50V189ZM90 188H92V187H90ZM212 188V189H211ZM218 188V187H217ZM220 188V187H219ZM223 188V187H222ZM235 188V187H234ZM238 188V187H237ZM245 188V187H244ZM244 188H241V189H243L244 190ZM256 188V187H255ZM263 188V187H262ZM129 189V188H128ZM136 189V188H135ZM215 189V188H214ZM247 189V188H246ZM208 190V191H209ZM242 190V191H243ZM255 190V189H254ZM63 191V190H62ZM65 191V190H64ZM129 192L131 191V190H128ZM135 191V190H134ZM209 191V192H210ZM238 191V190H237ZM261 189H256L255 191H253L252 193H250V195H249V197L250 196H258L259 197V194L261 193ZM5 192H7V189H6V191ZM76 192H77V190H76ZM115 192V193H116ZM157 192V191H156ZM203 193H204V191H202ZM214 192H215V190H214ZM12 193H13V191H12ZM80 193V192H79ZM105 193H107V192H105ZM119 193H120V191H119ZM125 192H123V194H124ZM127 193V192H126ZM131 193H133L132 191L130 192V193H128V195H127V197H129V194L131 195ZM151 193V192H150ZM150 193H147V194H149L148 196H150V195H152V194H150ZM154 193V192H153ZM14 194V193H13ZM28 194H29V196H28ZM32 194V195H31ZM63 194V195H62ZM81 194V193H80ZM108 194V193H107ZM199 194H201V193H199ZM213 194V193H212ZM18 195V196H19ZM82 195V194H81ZM109 195V194H108ZM133 195V194H132ZM146 195V194H145ZM201 195H203V196H201V197H204V195H209V194H201ZM214 195V194H213ZM31 196V197H30ZM244 196V195H243ZM242 196V197H243ZM247 196V195H246ZM11 197H13V195L11 196ZM17 197V196H16ZM15 197V198H16ZM109 197H110V195H109ZM126 197V200L124 201L125 203H123V202H121V203H123L122 204V207H128V209H131L132 208V206L133 205H135V207H136V203H134V201L133 200H128L127 201V198ZM133 197V196H132ZM200 197V196H199ZM200 197V198H201ZM209 197V196H208ZM14 198V197H13ZM19 198L20 199H22L21 201H19L18 202V200H19ZM69 198H71L72 199V201L74 202V204L72 203V201L69 203H67V199H69ZM119 198V197H118ZM121 198V197H120ZM198 198V197H197ZM211 198V197H210ZM244 199L246 198V197H243ZM11 199V198H10ZM70 199V200H71ZM132 199H134V198H132ZM136 199V198H135ZM196 199V198H195ZM248 199V198H247ZM247 199H245V200H247ZM70 200H68V201H70ZM123 200V199H122ZM145 200V199H144ZM190 199H188L187 201H189ZM191 200H193L192 198H191ZM191 200H190V202H191ZM211 200H212V198H211ZM241 200H243V199H241ZM119 201V200H118ZM127 201V202H126ZM135 201H137V199L135 200ZM148 201V200H147ZM165 201V202H166ZM186 201V202H187ZM227 201V200H226ZM231 201V200H230ZM76 202V203H75ZM80 202V201H79ZM138 202V201H137ZM151 202H152V200H151ZM193 202V201H192ZM235 203L237 202V201H234ZM240 202V201H239ZM237 203L236 205H238V204H240V203ZM118 203V202H117ZM121 203H120V201H119V207L121 206ZM148 203V202H147ZM150 203V202H149ZM148 203V204H149ZM167 203V202H166ZM171 203V202H170ZM166 204V206L168 207V206H171V204H173V203H171V204ZM220 203L222 204V203H224L223 201H220ZM226 203V202H225ZM228 203H230L231 204V202H228ZM227 203V204H228ZM235 203H232V204H235ZM242 203H244V201H242ZM249 203V202H248ZM176 204V203H175ZM189 204V203H188ZM229 204V205H230ZM43 205V206H42ZM225 205V204H224ZM229 205L227 206L226 205V207H225V209H226V212H225V214L223 213V219H218V218H216V219H218V220H220V221H215L214 220V222L212 223V224H209L210 225V228L207 230V233H208V236L211 238V242H212V240L213 239H215L214 237H218L219 235H222V236H219L220 238L221 237H224L223 235H225V234H223V232H222V234H221V231L222 230H227V227H229L230 228V226H228V225H230V222L228 223L226 220V218L230 215H232V216H235V214L232 212V210H234V209H232V207H231V209H229ZM243 205V204H242ZM246 205H248V204H246ZM182 206V205H181ZM221 206V205H220ZM85 207V206H84ZM83 207V208H84ZM88 207V206H87ZM172 207V206H171ZM179 207V206H178ZM223 207V206H222ZM78 207H73V210L74 209H77ZM134 208V207H133ZM200 208V207H199ZM204 208V207H203ZM206 208H208V207H206ZM33 209H38V213L35 211V212H33ZM90 209V208H89ZM122 209V208H121ZM126 209V208H125ZM124 209V210H125ZM136 209V208H135ZM134 209V210H135ZM177 209V208H176ZM176 209H175V211H176ZM181 209V208H180ZM210 209V208H209ZM209 209H202L203 211L201 212V210H200V212L201 213H203L204 215L206 214V215H208L209 214ZM95 210V209H94ZM146 210V209H145ZM57 211H58V213H57ZM64 211H62V212H64ZM75 211V210H74ZM78 211H79V208H78ZM77 211V212H78ZM80 211H81V209H80ZM79 211V212H80ZM88 211V210H87ZM98 211V210H97ZM101 211V210H100ZM107 211V210H106ZM121 211V210H120ZM133 211V210H132ZM179 211V210H178ZM66 212V211H65ZM76 212V215L75 216H77L78 215V213ZM86 212V211H85ZM89 212H91V209H90V211ZM89 212H87L88 214H89ZM94 212H96V211H94ZM104 212V211H103ZM119 212V211H118ZM117 212V213H118ZM128 212V211H127ZM129 212H130V210H129ZM74 213V212H73ZM80 213H82V211L80 212ZM120 213V212H119ZM220 213V212H219ZM246 213H247V211H246ZM246 213L244 214V215H246ZM252 213V212H251ZM26 214V213H25ZM48 214V215H47ZM84 214V213H83ZM195 214V213H194ZM210 214H212V212H210ZM209 214V215H210ZM65 215V214H64ZM71 215V214H70ZM84 215H86V214H84ZM90 215V214H89ZM95 215V214H94ZM99 216H100V214H98ZM129 215V214H128ZM205 215V216H206ZM218 215V214H217ZM220 215V214H219ZM247 215H249V212H248V214ZM79 216V215H78ZM81 216V215H80ZM79 216V217H80ZM86 216H88V215H86ZM92 216V215H91ZM102 216H103V214H102ZM119 216V215H118ZM159 216V215H158ZM157 216V217H158ZM211 216V215H210ZM221 216V215H220ZM221 216V217H222ZM232 216H231V218H232ZM42 217V216H41ZM50 217V218H51ZM78 217V218H79ZM89 217V216H88ZM105 217L107 218L108 217V215L106 216V214H105ZM105 217H103V218H105ZM204 217V216H203ZM246 217V216H245ZM51 218V221L53 220ZM65 218H66V216L64 217V220H65ZM68 218V217H67ZM74 218V217H73ZM109 218V217H108ZM107 218V219H108ZM174 218V217H173ZM162 219V218H161ZM164 219V223L166 224V222L165 221H167V220H165V219H167V218H163ZM203 219V218H202ZM229 219V218H228ZM168 220H169V218H168ZM230 220V219H229ZM1 221H2V219H1ZM34 221V222H33ZM50 221V222H51ZM72 221V220H71ZM74 221H75V218H74ZM96 223H97V221L96 220H94ZM100 221V220H99ZM101 221H102V223H104V221L101 219ZM111 221V220H110ZM109 221V222H110ZM114 221V220H113ZM111 222V223H109V224H112L111 226H115V227H117L116 228V230L120 227L121 228V230H122V228H124V227H121V222H119V221H114V222ZM121 221V220H120ZM162 221V220H161ZM231 221V220H230ZM248 221V220H247ZM251 221V220H250ZM70 222V221H69ZM75 222H77V219H76V221ZM74 222V223H75ZM94 222V223H95ZM127 222V221H126ZM125 222V223H126ZM216 222V223H215ZM240 222V221H239ZM64 223V224H63ZM71 223V222H70ZM128 223H130V222H128ZM163 223V224H164ZM168 223V222H167ZM201 223V222H200ZM234 223V222H233ZM232 223V224H233ZM248 223V222H247ZM251 223V222H250ZM35 224V223H34ZM47 224V223H46ZM101 224V223H100ZM162 224V225H163ZM169 224H171L170 222H169ZM168 224V225H169ZM180 224V223H179ZM237 224V223H236ZM243 223H241V225H242ZM255 224V223H254ZM254 224H250V226L251 225H253L254 226ZM256 224H258V223H256ZM264 224V223H263ZM262 224V222H261V225L264 227V225ZM1 225H3L2 224V222H1ZM8 226L7 227H9V224H7ZM33 225V224H32ZM76 225V224H75ZM92 225H94L93 223H92ZM97 225V224H96ZM143 225V224H142ZM161 225V226H162ZM196 225H198V224H196ZM195 225V226H196ZM202 225V224H201ZM208 225V226H209ZM234 226H235V224H233ZM232 225V226H233ZM238 225V224H237ZM236 225V226H237ZM241 225H239L238 227H241ZM247 225V224H246ZM249 225V224H248ZM261 225H259V227H258V225H255V227H257V228H259V229H256L255 227V232H252V233H254V235L253 236H255V234H258L257 232H256V230H259L258 232H260L261 230H260V228H261ZM22 226V227H21ZM35 226V225H34ZM36 226H37V224H36ZM42 226V225H41ZM40 226V227H41ZM101 226V225H100ZM103 226H104V224H103ZM128 227H129V225H127ZM126 226V227H127ZM144 226V225H143ZM160 226V227H161ZM236 226H235V228H234V230H236ZM242 226H244L245 227V225H242ZM249 226V228H251ZM43 227V226H42ZM46 227V226H45ZM45 227H43V228H45ZM50 227V226H49ZM51 227H52V225H51ZM131 227V226H130ZM137 227V226H136ZM160 227H159V229H160ZM163 227V226H162ZM201 227V231H203V229H204V227H203V225L202 226H200ZM237 227V228H238ZM14 228V227H13ZM32 228V227H31ZM30 228V229H31ZM47 228V227H46ZM208 228V227H207ZM206 228V229H207ZM242 228V227H241ZM241 228H239L240 230H241ZM246 228V227H245ZM249 228L247 229V230H249ZM253 228V227H252ZM251 228V229H252ZM12 229V228H11ZM97 229V228H96ZM113 229H115V228H113ZM125 229V228H124ZM123 229V230H124ZM130 229V228H129ZM158 229V228H157ZM156 229V230H157ZM158 229V230H159ZM206 229H204V230H206ZM21 231H22V229H20ZM39 230H41L40 228L38 229L37 227H33V229H32V231L33 232H35V234H37V232L39 231ZM46 230V229H45ZM63 230V231H62ZM101 230V229H100ZM107 230V229H106ZM112 230V229H111ZM119 230V229H118ZM123 230H122V232H123ZM128 230V229H127ZM137 230V229H136ZM155 230V231H156ZM157 230V231H158ZM160 230H162V229H160ZM174 230V229H173ZM233 230V229H232ZM239 230V231H240ZM243 231H244V229H242ZM241 230V231H242ZM9 231L10 232H12L11 233V235H10V233H9ZM17 231V230H16ZM24 231V230H23ZM26 231V230H25ZM42 231H43V229H42ZM42 231H41V233H42ZM47 231V230H46ZM49 231V230H48ZM89 231H90V229H89ZM94 231V230H93ZM102 231V230H101ZM131 231V230H130ZM177 231V230H176ZM187 231V230H186ZM189 231V230H188ZM238 231V230H237ZM246 231V230H245ZM15 232V231H14ZM29 232V231H28ZM32 232V233H33ZM45 232V231H44ZM121 232V231H120ZM159 232V231H158ZM157 232V233H158ZM162 232H163V230H162ZM170 232V231H169ZM179 232V231H178ZM185 232V231H184ZM184 232H182V233H184ZM191 232V231H190ZM193 232V231H192ZM196 232H198V231H196ZM205 232V231H204ZM49 233V232H48ZM97 233V232H96ZM119 233V232H118ZM118 233H117V235H118ZM130 233V232H129ZM188 233V232H187ZM186 233V234H187ZM203 233V232H202ZM238 233V232H237ZM250 233V232H249ZM30 234V233H29ZM34 234V235H35ZM74 234V233H73ZM89 234H91V232L89 233ZM111 234V233H110ZM131 234V233H130ZM152 234H154V233H152ZM166 234H167V232H166ZM169 234V233H168ZM185 234V233H184ZM189 234H191V233H189ZM200 234V233H199ZM203 234H205V233H203ZM231 234H233V233H231ZM263 234V233H262ZM16 235V234H15ZM88 235V234H87ZM98 235V234H97ZM99 235H100V232H99ZM122 235H123V233H122ZM124 235H126V232H125V234ZM123 235V236H124ZM129 235V234H128ZM149 235V234H148ZM155 235H157V234H155ZM160 235V234H159ZM201 235V234H200ZM199 235V236H200ZM237 235V234H236ZM249 235V234H248ZM30 236L32 237V235L30 234ZM77 236V235H76ZM75 236V237H76ZM81 236V235H80ZM89 237H90V235H88ZM92 236H93V234H92ZM101 237H102V234L100 235ZM107 236H109V235H107ZM111 236V235H110ZM113 236V235H112ZM151 236V235H150ZM170 235H166V236H164V238H162V242L164 243V242H166V244H167V242L169 243V242H171V243H173V241H175L176 242V236H174V238L172 239L171 237H169ZM178 236V235H177ZM193 236V235H192ZM198 236V237H199ZM204 236H206V235H204ZM252 236V237H253ZM264 236V235H263ZM261 237V239L262 238H264V237ZM23 237V236H22ZM74 237V238H75ZM100 237V238H101ZM219 237L217 238V239H219ZM246 237H247V235H246ZM71 238V237H70ZM69 238V239H70ZM73 238V237H72ZM74 238H73V240L72 241H75L74 240ZM84 238V237H83ZM82 238V239H83ZM85 238H86V236H85ZM97 238V237H96ZM118 238H120L119 236H117V239ZM121 238H123L122 236H121ZM128 238V237H127ZM149 240L150 239H152L153 238V236H152V238L150 237H147ZM158 238V237H157ZM181 238V237H180ZM184 238V237H183ZM195 238V237H194ZM213 238V239H212ZM25 239H26V237H25ZM65 239V240H64ZM63 240L64 241H66L67 239H68V237L67 238H64ZM68 239V240H69ZM76 239V238H75ZM102 240V242L104 241V240H106V241H110V240H112L113 241V237H102L101 238ZM116 239V238H115ZM115 239H114V241H115ZM199 239H200V237H199ZM201 239H204L203 237H202V235H201ZM222 239V238H221ZM226 239V238H225ZM257 239H260V237L258 238L257 237ZM256 239V236H255V241H254V243L257 241V242H259L260 243V241H261V243H262V245H260V246H264L263 244V242H262V240L260 239V240H257ZM11 240V241H10ZM28 240V239H27ZM85 240V239H84ZM156 240V239H155ZM184 240V239H183ZM188 240H189V238H188ZM192 240V239H191ZM191 240H189V241H191ZM193 240H195V239H193ZM198 239L196 238V240L195 241H193L192 243H194L195 242V244H196V241H197ZM206 240V239H205ZM208 240V239H207ZM206 240V241H207ZM56 241V240H55ZM62 241V240H61ZM78 241H79V239H78ZM98 242L100 241L99 239L97 240ZM101 241L99 242V243H101ZM105 241V242H106ZM111 241V243L112 244H114L113 242ZM118 241H120V240H118ZM151 241V240H150ZM178 241H179V237H178ZM182 241V240H181ZM187 240H185V242H186ZM200 241V240H199ZM203 241V240H202ZM214 241V240H213ZM264 241V240H263ZM86 242V241H85ZM88 242V241H87ZM90 242V241H89ZM94 242V241H93ZM105 242H103L104 244H108V242L107 243H105ZM142 243L144 242V240L143 241H141ZM145 242H148L149 243V241L146 239V241ZM152 242V241H151ZM156 242H158V240L156 241ZM180 242V241H179ZM183 242V241H182ZM198 242V241H197ZM247 242V241H246ZM2 243H4V240H3V242ZM4 243V244H5ZM71 243V242H70ZM73 243V242H72ZM71 243V244H72ZM76 243V242H75ZM79 243V242H78ZM77 243V244H78ZM83 243V242H82ZM140 243V242H139ZM153 243V242H152ZM192 243H190L189 242V245L190 244H192ZM250 243V242H249ZM52 244V243H51ZM66 244H64V245H66ZM70 244V245H71ZM86 244V243H85ZM85 244H83V245H85ZM102 244V243H101ZM110 244V243H109ZM108 244V245H109ZM132 244H133V242H132ZM178 244V243H177ZM181 244H183V243H181ZM180 244V245H181ZM199 244V243H198ZM234 243H232V245H233ZM244 244V243H243ZM242 244V246H241V248H240V252L242 253H244V255H245V252H249V256H251V260H252V263L250 262V264H264V248H262L261 249V247L259 248V247H257V246H259V245H257V246H254L253 245V242H251V244H244L243 245ZM258 244V243H257ZM6 245V244H5ZM66 245V246H67ZM82 245V244H81ZM82 245V246H83ZM93 245V244H92ZM107 245V246H108ZM138 245V244H137ZM142 245V244H141ZM143 245H144V243H143ZM158 245H160V244H158ZM188 245V246H189ZM226 245H228V244H226ZM237 245V244H236ZM1 246V245H0ZM3 246V245H2ZM7 246V245H6ZM5 246V247H6ZM57 246V245H56ZM56 246H55V248H56ZM81 246V248H85V247H82ZM96 245H94V248H96L95 247ZM101 246V245H100ZM129 246V245H128ZM148 246V244H146V247ZM151 245L149 244V247H150ZM155 246V245H154ZM154 246H152V247H154ZM178 246V245H177ZM183 246V245H182ZM191 246V245H190ZM189 246V247H190ZM224 247H225V245H223ZM24 248V247H26V248H32L31 250L33 251V252H35L34 254H32L31 256L29 255H27L26 253V255L23 253V252H17L20 248ZM88 246L86 245V248H87ZM97 247H99V246H97ZM102 247H103V244H102ZM106 247V246H105ZM119 247H120V245H119ZM122 247V246H121ZM139 247H140V245H139ZM143 247V246H142ZM146 247H143V248H146ZM161 247V246H160ZM175 247V246H174ZM195 247H196V245H195ZM207 247H208V245H207ZM228 247V246H227ZM236 247V246H235ZM52 248V247H51ZM85 248V249H86ZM124 248V247H123ZM128 248V247H127ZM126 248V249H127ZM166 248V247H165ZM210 248V247H209ZM208 248V249H209ZM218 248H220L219 246H218ZM231 248V247H230ZM59 249V248H58ZM85 249H82V251H84ZM89 250H90V248H88ZM91 249H93L92 247H91ZM112 249H114V248H112ZM118 249V248H117ZM141 249V248H140ZM155 249H156V247H155ZM166 249H168V248H166ZM213 250H214V248H212ZM222 250H223V248H221ZM1 250V249H0ZM8 250V249H7ZM6 250V252H8V251H10V250H8L7 251ZM43 250V249H42ZM53 250V249H52ZM102 250H104V248L102 249ZM162 250V249H161ZM182 250V249H181ZM216 250V249H215ZM224 250H226V249H224ZM230 250V249H229ZM228 250V251H229ZM232 250V249H231ZM245 250V251H244ZM2 251V250H1ZM19 251H21V250H19ZM27 251V250H26ZM117 251V250H116ZM124 251V250H123ZM151 251H153V249L151 250ZM166 252H167V250H165ZM169 251H171V249H169ZM188 251V250H187ZM200 251V250H199ZM201 251H202V249H201ZM207 251V250H206ZM206 251H205V253H206ZM217 251H218V249H217ZM227 251V250H226ZM73 251H72V253H74ZM79 252L81 253V250H79ZM87 252H89V251H87ZM135 252V251H134ZM146 252V251H145ZM156 252V251H155ZM163 252V251H162ZM172 253H174L173 252V250L171 251ZM170 252V253H171ZM209 252V251H208ZM216 252V251H215ZM219 253H220V251H218ZM222 252V251H221ZM236 252L237 253H240V252H238L237 250H236ZM4 255L6 254V253H4V252H2ZM71 253V252H70ZM94 253V252H93ZM96 253V252H95ZM115 253V252H114ZM126 254H127V252H125ZM129 253V252H128ZM152 253V252H151ZM163 253H165V252H163ZM169 253V254H170ZM180 253V254H179ZM178 254L179 255H181L182 256V254H181V252H179ZM184 253V252H183ZM202 253V252H201ZM251 253V254H250ZM75 254V253H74ZM72 255V256H75V255ZM86 254V253H85ZM88 254V253H87ZM86 254V255H87ZM131 253H129V255H130ZM134 254V253H133ZM142 254V253H141ZM148 254V253H147ZM166 255H167V253H165ZM175 254H177V253H175ZM174 254V255H175ZM210 254V253H209ZM208 254V255H209ZM215 254V253H214ZM230 254H232V253H230ZM2 255V254H1ZM0 255V256H1ZM69 255V254H68ZM71 255V254H70ZM69 255V256H70ZM80 254H78V256H79ZM85 255V256H86ZM116 255V254H115ZM128 255V256H129ZM136 255V254H135ZM140 255V254H139ZM149 255H150V253H149ZM154 255V254H153ZM179 255H177V256H179ZM199 255H200V253H199ZM205 254H202V255H200V256H204ZM210 255H212V254H210ZM233 256H234V254H232ZM66 257H67V255H65ZM77 256V255H76ZM78 256H77V258H78ZM120 256H121V254H120ZM131 256V255H130ZM132 256H134V255H132ZM132 256L131 257H128V261H129V258H132ZM152 256V255H151ZM198 256V255H197ZM196 256V257H197ZM217 256V255H216ZM82 257V256H81ZM81 257H79L80 259H77V260H81ZM148 257V256H147ZM150 257V256H149ZM155 257V256H154ZM180 257V256H179ZM196 257H195V259H196ZM205 257V256H204ZM208 257V256H207ZM212 257V256H211ZM211 257H209V258H211ZM213 257H214V255H213ZM244 257V256H243ZM65 258V257H64ZM87 258V257H86ZM124 258H125V256H124ZM137 258V257H136ZM198 258V257H197ZM200 258H202V257H200ZM263 258V259H262ZM75 260H76V258H74ZM73 259V260H74ZM146 260H144V258H143V260L142 259H140V260H142V261H144L143 262V264H146V263H148L149 261H150V259L148 260V258H145ZM154 259V258H153ZM204 259V258H203ZM202 259V260H203ZM206 259V258H205ZM215 259H219V256H217L216 258H214V260ZM40 260V259H39ZM58 260V261H57ZM68 260H69V257H68ZM71 260H72V257L70 256V264H73L72 262H71ZM74 260V261H75ZM85 260V259H84ZM124 259H122V261H123ZM132 260H136V259H131V261ZM157 260V259H156ZM198 260H200L199 258H198ZM212 260V259H211ZM221 260V259H220ZM243 260V259H242ZM57 261V262H56ZM63 261V260H62ZM83 259L80 261V263L82 264L83 262ZM142 261H141V264H142ZM147 261V262H146ZM152 261V260H151ZM150 261V262H151ZM204 261V260H203ZM216 261V260H215ZM9 262L7 263V264H9ZM69 262V261H68ZM67 262V263H68ZM75 262H77V264H78V262L79 261H75ZM161 262V261H160ZM216 262H218V261H216ZM220 262V261H219ZM219 262H218V264H219ZM222 262V261H221ZM245 262H246V260H245ZM249 262V261H248ZM16 263V264H17ZM60 263V262H59ZM64 263H66V262H64ZM88 262H86V264H87ZM126 263H127V261H126ZM152 263V262H151ZM150 263V264H151ZM153 263H155V262H153ZM159 263V262H158ZM202 263H204V262H202ZM223 263V262H222ZM221 263V264H222ZM236 263V262H235ZM244 263V262H243ZM242 263V264H243ZM61 264V263H60ZM84 264V263H83ZM89 264V263H88ZM125 264V263H124ZM129 264V263H128ZM133 264H135V262L133 263ZM139 264V263H138ZM149 264V263H148ZM155 264H157V262L155 263ZM196 264V263H195ZM216 264V263H215ZM226 264V263H225ZM237 264V263H236ZM244 264H248V263H244Z\"/></svg>",
	"mask_w": 264,
	"mask_h": 264
}]
</instances>
